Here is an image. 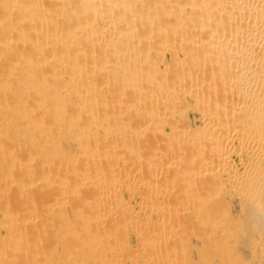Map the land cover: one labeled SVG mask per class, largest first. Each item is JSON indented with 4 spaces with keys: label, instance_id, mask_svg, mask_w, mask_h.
<instances>
[{
    "label": "rangeland",
    "instance_id": "1",
    "mask_svg": "<svg viewBox=\"0 0 264 264\" xmlns=\"http://www.w3.org/2000/svg\"><path fill=\"white\" fill-rule=\"evenodd\" d=\"M6 1L7 0H5V1L4 0H0V8H1L0 13L3 16L5 14V17H7V18L2 17V15L0 14V18L1 17L4 18V19L1 18L0 20H4V21L6 20L7 22L6 21L5 22H6V25H8V26L6 28L4 21H3L4 22L3 23L4 25L2 24V22L0 24H2L3 26H5V27L2 26L3 28H6V29L11 28L10 30H13V29L18 30V29H20L19 27L22 26V28H21L22 32L24 33L27 30V32H28L27 36L28 35L30 36V37H27V38H30L31 39V36H32V39H31L32 41L29 39V41H28L29 43H27V41L25 40L26 41V43H25L24 42V37H22V35H24V34L26 35L27 32H25L24 34H22V33L19 34V32H18L19 30L17 31V35L16 36L20 35L22 40H20V36L18 37V39L20 41H23L22 43L25 44V45H23L22 43H21V45L19 44L18 46L14 45V43L16 41H19V40L16 39L14 41V40L11 39L12 34H11V31L10 30H5V36L6 35L7 36L9 35L8 36L9 38L7 36L6 37L4 36L3 37L4 40L6 38H8V39H6L5 41L3 40V42L0 41V43L2 44L1 46L3 47L2 48L3 50L6 49L4 47L9 42L7 44V47H9V50L8 51L4 50L6 53H9L7 55V58L8 59H6V57H5V52L3 53L1 51L2 49L0 50V54H1L0 60L2 62V63L0 62V64H2V65H0V72H1L0 75H2V74H5L6 75L7 74V71L9 70L8 71V74L6 75V78H4V79H8L9 77H10L9 80H11L12 77L14 79V80L12 79L13 81L11 80L12 84L9 85V86H6L10 82L9 80H6L8 82L7 84H5V82H3L4 85H3V83L2 84L0 83L1 84L0 85V159H1V161H0V186L3 187V188L0 187V191H1L0 192V264H114V263H117V264L120 263L121 264V262L123 260H124V262L122 264H145L146 262L148 264H166V263L167 264H264V232H263L264 230H263L262 225L259 224L254 219L253 215L250 216L252 214V210H251V208L249 206V203H247L249 201L247 200L248 199L247 198V192H245V190L246 189L248 190V187L250 186V179H249V177H252V176L257 175V170L256 169H258V171H259L258 174H260L261 177L263 176L262 179H264V167H263L264 161L262 159L258 158L257 156L252 155V152H251L252 148L251 149L249 148L248 151L246 149H240L239 150V146H237V143H234L232 145L233 147L235 146L236 149L234 148V151L236 153H238V154L236 155V153H234V152L231 154V158L232 159L230 160V165H229L230 167L229 166L228 167H229V170L230 169L232 170V172L230 170L231 173H229V176H226L225 177V175H222V177H220L218 179L219 180L218 182H221V180H222V182L224 181L223 184L226 182L224 184V186H220V184L217 182V180H213L211 178L213 180L212 181L210 179V177L209 178L207 177L208 178L207 184L204 183L205 184L204 185L203 182L207 180V178L205 177V179H203V181H201L202 180L201 179L200 180L201 182L200 183L198 182L199 185L200 184L201 185L203 184L204 187L203 186H199L198 184L196 186V182H194L195 183V185H194V183H192L193 181L189 180V182H188L189 184L188 183L187 184L188 185L192 184V185H190V187H192V188L195 187V190L196 191H194V189L191 190V188L186 184V180H184V178L181 177V175H182L183 172H185V173L188 172V169L187 168H186L187 169L186 170L185 167H182L185 162H187L185 164H188V158L186 159L184 157L185 158L184 159L182 157L183 159H182L181 162H184V163H180L179 162V164L177 166H181L180 168L181 169L183 168L184 170L179 169L180 170V172H179L178 171V167H175L176 165H174V164H175V162H177V161L180 160V157L181 156L179 157V155H176V154L173 153L175 156L174 155H171L172 158L171 157L169 158L170 160L172 159L171 160L172 161L171 166L168 164L167 169L165 170L166 173L164 172L165 177L167 178V180L170 178L169 180L173 183L171 185L172 188H170V190L164 188L165 190L163 189L162 192L160 191L161 192V194H160L161 197L160 198L158 197L159 199L156 198V200H157V201L155 200L156 202L154 201V197H153L154 196L153 195V192H152L153 191V188H152V191H150L151 189H148L149 186L151 187L152 184L159 185L160 183H163L161 179H157L158 180L157 181L155 178H150L152 175L151 176L148 175L147 165H144V164L147 163L146 160H144V164H143V159H146L145 156L148 155V153H150L153 149H155V152H157L156 151V148H157V150H159L158 152L161 151L160 153H164V151H165V153H167V154L170 155V154H172V150L176 146L174 144H177L178 147L180 146L179 145V142H180L179 140L181 138H183V139H181L183 141V143L181 141L180 144H181V146H185L188 143L187 141L191 142L188 139L190 137L189 134H191V136H192V133H193L194 137H196L198 140H200L198 138V136L201 135L200 138H204L207 135V133H208V129H206L204 127V120H203V118L201 116L202 114L199 111L201 109V107H200V109H199V107H196L199 104V102L197 103V101L193 97H189L191 95H186V96H182L181 95L182 97L180 96L181 98H178L180 100L174 99L178 103H181L182 104V105L180 104L181 106L178 105V104H176L177 105L176 106L175 103H177V102L174 101V100L171 101V102L169 100H167L166 101L167 104L164 102V105H162L160 107L158 106L159 108H162L161 110L158 109V107H156V106H155L156 109L155 108L152 109L153 112L154 111L155 112L157 111L154 115H157V113H162L163 111H165V112L167 111V114L169 116V119H171V120L169 122H165V125L166 126L163 124V122H162V124H160V123L158 124V122H157L158 126H157V124L154 125L156 121H155L154 118H152V117H154L152 115H145L146 117H142V118L141 117H137L136 112L133 111V109H131L132 111L129 109L130 106L131 107H133L132 105L135 106V104L137 103V100H138L137 105H140V104L141 105H144L143 104L144 101L141 100L142 98L137 97L136 94L134 92L131 93L132 90H130V88H131V86L133 84H137V82H135V80L133 82H130L131 80H133L132 77H133L134 74L136 75L140 71L141 74H143L145 77H147L149 75V73H150V76L153 75V77H155V78L157 76L156 79L158 80V75H156V74H160L162 72L163 74L161 73V75H159V76H162V77L161 78L159 77L160 80H159V82L157 84V85L160 84L159 86L162 87L163 86V83L166 81V79L169 80V76H171L168 72L172 73V70L174 69V68H172L173 67V61H174V64H175L174 66L175 67H179L178 63H180L179 69L182 66H184V63H185V61L183 59V55L181 53L177 55L178 58L177 57L175 58L176 59V62H178V59L180 61V62L177 63V65H176L175 59H173L171 57V54H169V53H171L172 50L176 49V48H174V47H176L175 45H173L171 47H168L167 50L165 48L163 50L162 49L163 47L161 49L158 48V49H160L158 51V49L156 50V47H159L161 44L159 45L156 42H157V40L160 42V39L163 41V39L161 38V36L159 37L160 39L159 38L157 39L158 36H155L156 39H157L155 41H153L154 39H152L154 35L152 37H150L151 40H150V38L147 39V37L145 36V32L146 31H144L143 29H147V28L152 29L157 24L158 25H161L162 24L163 26H165L164 23L167 22V20H166V22H164L165 21L164 20L165 19L164 17L159 18L160 17V14L158 16H153V14H152V17H156L157 18V19L155 18L156 20L151 17V14L150 13L152 11L149 10L148 7H145V6H147V4L145 5V3L148 0L145 1V3H143L142 0H137V2H136V0H127L128 2L126 0H120V1L119 0H109V1L108 0H97V1H101V3H103V4L104 3L105 4H108V5L109 4H112L113 5L112 9L115 6L117 7V9H115L116 7L114 9L118 13L111 12L112 13L111 15L113 17H114V14L118 15L121 12V16L124 17L125 20H123L124 18H122L120 15H119V17L117 16V18L119 19L121 17L120 19L122 20V23L124 25H125L126 22H128L130 24L129 25V28L131 27L132 29L131 28L130 29L129 28H126V27H128L127 25H125V28H126L125 29L124 28V25L121 24L123 26V28L121 26L120 27L123 30L121 28L119 29V27H117L118 28V31L121 30L122 32L120 31V33H122V35H129V36H131V34L134 32L133 33L134 35L132 34L133 36H131V38L134 39L136 42H137V40H139L137 43L136 42L135 43L133 42L134 43V47L136 46L135 48L133 47V43L132 42L129 45H126V44H123V43H119L120 45L118 44L119 46L117 47L115 45V43H114L115 40L110 39L108 41L110 35L109 36H106L107 35L106 32H102V35L103 36H102V39H101L102 41L101 42H100V40H95L94 41L93 39H91V37L89 38V35L87 36V34H89V32H93V31L91 30V31L88 32V30L94 29V28H95V30H100V29L103 30L102 28H104L105 26L100 25V22H98V21H94L93 23H91L90 21H88L90 23H87L85 21L86 23L83 24L82 23V20H84L86 18V14L85 13H87V12H84V14H85V16L83 17L84 19L82 18V20H81V18L79 17V20H81L80 24L82 23V25L84 26L83 27L82 25H80V26H82L81 29H83V28L86 29L87 28L88 30L87 29L86 30H87L88 33L87 32L84 33L83 32L84 29L82 31L80 29V27L77 26V25H79V22H78L79 20L77 18H75V17H77V16L80 15L79 11H81V9L82 10L85 9L83 11H88L87 15H89L90 14V11H91L92 12V15H89L91 17L92 16H97L96 14H98L99 10L101 12V13L99 12V15L100 14H103L102 11H103L104 7H106V5L101 4V5L104 6V7H102L101 5L95 4V2H96L95 0H94L95 2L94 1L91 2V0H90L91 3H89V4H88V0L87 1L86 0H82L83 1V5L80 3L81 6L78 4L79 2H82L81 0H75V2H74V0L73 1L71 0V3L70 4H72V2L75 3L74 4L75 7L72 5V7H69L70 10H69V8H67L68 6H70L69 2L67 3L68 6L66 4H64L66 2V0H64V3L63 2L56 3L59 6L54 3L55 2L54 0L53 1L52 0H48V1L47 0H40V1L39 0H12V2H10L11 0H8L9 1L8 3H6ZM27 1L29 3L32 2L31 5ZM56 1H60V0H56ZM106 1H108V3H106ZM111 1H112V3H111ZM140 1H142V2L140 3ZM180 1L182 2L184 0H180ZM125 2H126V4H125ZM133 2L135 4L137 3L136 6H135V4ZM9 3H11V5ZM62 3L65 5V6L63 5L64 7L62 5H60ZM85 3L87 5H85ZM98 3H100V2H98ZM4 4H5V7H4ZM77 4L80 6L79 8H81V7L82 8L81 9H77L76 8V7H78ZM90 4L91 5H94V6H91ZM132 4H134V5H132ZM159 4H160V2L155 5V8L157 7V5H158V8H159V6H160ZM108 5H107V8H108ZM123 5L125 7H127V8H125ZM9 6L11 8H9ZM30 6H32V7H30ZM37 6H39V8ZM60 6L62 7V10L59 8ZM96 6H99L102 9H98ZM140 6H141V8H140ZM19 7H20V9H19ZM42 7H44V9ZM142 7H143V9H142ZM35 8L37 9V12H36ZM49 8H50V10H49ZM7 9H8V12H7ZM15 9H16V11H15ZM23 9H25L26 11H28L29 9H30L29 11H31L32 9H34L35 10V11L33 10V13L35 12V14H33L34 16L33 15H32V17L30 16V14L32 13V11H31V13L28 12L30 14H27L26 11L23 10ZM51 9H52V11H54L53 13H52ZM94 9L96 10V12L93 11ZM45 10L48 13H51V14L48 15V13H45L46 12ZM72 10L73 11H76V12L78 11L79 15H78V13H75L74 12L75 14L73 13V16L74 15H76V16L73 17L72 15H70V18H69V15L67 14V12L70 13ZM97 10H98V12H97ZM115 10H114V12H115ZM139 11H140V13H138V15L140 14L139 15L140 17L138 15L137 16L134 15V14H136ZM39 12L40 13H44L45 15L47 14L46 17H42L43 16L42 14L39 15ZM58 13H60L61 15L58 14ZM82 13L83 12H81V14ZM144 13H145V16H144ZM6 14H8V15H6ZM21 14L22 15L23 14H26V16H28V18L31 19V21L27 23V21H29L28 18L26 16L24 17V15L22 16ZM36 14H37V16H36ZM123 14H124V16H123ZM127 14H128V16H127ZM129 14H130V16H129ZM186 14L188 15L189 18L186 17L187 16ZM58 15H60L61 18ZM39 16H40V18H39ZM47 16L50 19H53V20L52 21L49 20V18ZM131 16H132L133 19L134 18L135 19L137 18L138 20H140V22L138 20L137 21L139 23H137V21H135V20H133V22H131L132 21V18H130ZM185 17L188 18V20H190V17L191 16H190V11L188 9H187V12L185 13ZM35 18H36V20H35ZM128 18H130L131 21H129ZM150 18H152V19L150 20ZM162 18H163V22H160V19H162ZM24 19H26V20H24ZM72 19H73V21L71 22ZM142 19L143 20L145 19L144 20L145 22L144 21L141 22ZM22 20L25 21V22H23ZM39 20H43V22L42 21H39ZM86 20H88V16H87V19ZM89 20H90V18H89ZM46 21L49 23L48 25H50L51 23H54V22L56 24V22H57L56 27L58 26L57 32H59V33L56 32V35H54L53 34L54 31L52 30V32H53L52 34L58 39L59 42L57 41V39L55 37H51V35H52L51 33L48 34V39L50 38L53 41V38H54V40L56 39L55 41H57V42H55V41L54 42L56 44L57 43H59V44L56 45L53 42L54 44L52 43V47H50L51 44H49V41H50V39H49V41H48V44L50 45L49 48H46V47H48V46H46L48 44H45V46H46L45 48H44V45H43V48L41 46L37 45V46H39L38 48L40 50V54H39L38 48H37V51L38 52L35 50V47H37V46H35V47L33 46L32 49H30L31 46H29V45H31V43L34 41L33 40L34 38H35V40H41V39H43L42 36L45 39L47 38V36L43 35L40 32V30L38 31L40 33H37V31H36V29L40 28V27H38L40 25L38 23L41 22V24L43 25V23H45ZM50 21H51V23H50ZM69 21L71 22V24H69L70 23ZM19 22H21V24ZM31 22H33V23H31ZM67 22H68L69 26H68V24H66ZM95 22H98L99 24L98 23L95 24ZM29 23H30V26H32V29H29V27H30L29 26ZM35 23H37V25H36L37 28L34 29V27H35L34 24ZM72 23H75L76 26L78 27L77 28L78 31H81L80 33H82V34H78V32H76L77 34H75V36L76 35L79 36V37L77 36V39L78 40H79L80 36L83 37V39H84L83 41L84 42H82L81 39L79 41L77 39H74V38H76V37H74V34L72 36V33H75V31L72 32L71 29L74 28V30H77L74 27L75 24H72ZM128 23H126V24H128ZM143 23H144V26H143ZM9 24H10V26H9ZM15 24L18 25V26H16ZM90 24H91V26H90ZM131 24H133V26ZM166 24L169 25L170 22L168 21V23H166ZM12 25L16 26L18 29L16 27H13ZM19 25H21V26H19ZM86 25H87V27H86ZM134 25H136V26H134ZM162 25H161V27H162ZM0 27H1V25H0ZM53 27H55V26H53ZM53 27L51 29H54L55 30V28H53ZM89 27H91V28H89ZM98 27L100 29H98ZM3 28H0V29L2 30ZM23 28H25V31H23L24 30ZM136 28H138V29H136ZM32 30L35 31L34 34H33L34 31L31 32ZM129 30H131V31H129ZM136 30L139 33L136 32ZM66 31L68 32V34L70 32L71 35L70 34L67 35V32ZM116 32H117V30H116ZM6 33H8V34H6ZM135 34H137V35H135ZM138 34H140V37L138 36ZM2 35H4V34H2ZM39 35H40V38L38 37ZM83 35H85V36H83ZM16 36L13 35L12 37L17 38ZM36 36L39 39L36 38ZM70 36H72V39H74L76 41V43H78V44H74L73 45V43H72V46H71L70 41L73 42L74 40L72 41V39H71ZM135 36H137V38H138L137 40H136V37ZM105 37H107L108 39H105ZM27 38H25V39H27ZM85 38L86 39L88 38L89 40L88 39L86 40ZM69 39H71V40H69ZM0 40H2V36L1 35H0ZM52 41H50V43ZM110 41H112V42H110ZM19 42L15 43V44H18ZM106 42L112 44V47L113 48L110 46V44L108 45V43H107V45L112 48L111 49L112 52H110L111 50L109 51L110 48L106 45ZM153 42H155L156 45H159V46L153 45L152 44ZM10 43L11 44L13 43V45H12L13 51L14 50H18V51L13 52L12 51V48L10 47L11 46ZM85 43H86V45H85ZM87 43H88V46H87ZM113 43H114V45H113ZM9 44H10V46H9ZM27 46H29L30 48L27 47ZM74 46H76L78 49H80V51L77 48L76 49L75 48H72ZM104 46L105 47L106 46L108 47V51L110 53L106 50L108 52V54H106L107 52H105V49H103V48H105ZM114 46H116V47H114ZM147 46H149V47H147ZM84 47L85 48H89V49H85ZM100 47H102V49ZM40 48H42V49H40ZM118 48L120 50H125L127 48H128L127 50H130L129 48H131V50H133V51L135 50L136 51V53H137L136 55L137 56L135 55V52H133L132 60H128V59L125 60L124 59L126 62H128V66H130V68L128 66L125 67V63L126 62L120 59L121 58V54H120V56L117 55L119 53L118 51H120V50H118ZM170 48L172 50H169ZM10 49H11L12 52L10 51ZM44 49L46 50V52L44 51ZM72 49L75 50V51H72ZM82 49H84L83 52H82ZM113 49L114 50H117L118 53L116 51H115V53H113ZM76 50H78V52ZM145 50H147L145 52V55H144L146 58H143L144 57L143 54H144V51ZM168 50L170 52H168ZM41 51H43L46 54H48V52L49 53L51 52L52 54L53 53H56V55L54 54L55 56L53 57V55L50 54L51 57H53V58H51L50 55L49 56H47V55L45 56L43 52L41 53ZM89 51H91V52H89ZM100 51H102V52H100ZM29 52L30 53L33 52V53L30 54ZM88 52H89V54H88ZM68 53H70L71 55L70 54L68 55ZM76 53H78V54H76ZM99 53L104 54V56H103L104 58L101 56L102 54L99 55ZM112 53H113V55H112ZM60 54H61V56H60ZM79 54H81L80 55L81 57H83L86 54L85 56L87 58L84 56L83 59H85V60L82 59L81 61H79ZM105 54L108 57H110V56L111 57H115V59L114 58L113 59L112 58H109V60L111 61V63H114L115 60H116L118 62H115V63L119 64V62L121 61L120 64H119V66L122 67V68L120 69V67L117 65L119 67V68L117 67V69H119L120 71L122 70L121 72H119V70H117V69H116L117 72H115V70L114 71L111 70V68H110V64L111 63H108V62H110L109 60L106 61L108 57L105 56ZM156 54H158V55H156ZM74 55H75L76 58L74 57ZM3 56L5 57V60H3V58H4ZM57 56H59V57H57ZM68 56L70 58H73V59L75 58L76 60L78 59V63L79 64L77 63L76 60H75L76 63H73L75 61H72L71 62V64H73V66H74V64L77 65L76 66V68H77V73L76 74L79 77L75 73H73V75H76L78 77V82L80 80H82L80 82H85L87 84L90 83L89 86L90 85H94V83H95V85L97 87H100L101 84H103V82L104 83L105 82L107 83V81H109V84L110 85L112 84V86L109 85L110 87L113 88V89L110 88L111 91H109V92L107 91V93L106 92L105 93L104 92H98L99 94L101 93L100 94L101 96L99 95V98H97V99L99 101V99L101 98L100 100L102 101L101 102V104H103L102 106H101V104H98L100 101L99 102L97 101V104H95L96 102H94L93 105L92 104H89V105L94 106V107H93V109L90 107L92 109L91 110V113H90V111H88V112H89L91 118L89 116L88 117H89V121L90 122L93 121V122H91V123H93V125H95L98 122L95 125L96 127H98L97 128L98 129L97 131H99V126L98 125H100V131H101V129H103L104 126L107 127L109 125H111V126L115 125L116 128L117 127L118 128L120 127L119 129L117 128V131L118 130L120 131V132L118 131L119 134L118 133H114V132H116L114 130V132H113L114 135L112 134V135H109V136L108 135L105 136V135H102V132L99 133L97 131H92L90 129L88 130V126L86 127L85 124L88 125L89 124L88 123L89 121H87V123L86 122H83L84 124L79 123V122L78 123L77 122L75 123V120H74L75 117L72 118V116H73L72 114H74V112L76 113L77 108L79 110H83V112H84L87 109L85 106L86 105L88 106V103L93 102L92 99H94V98L90 97L89 98L90 100H89V99H87V97L82 96V94H80V93L78 94V92H80L78 90H80L83 86L84 87L82 89L87 88L88 85L85 84V85L81 86L82 84L80 85V83H77V82H74V81H73L74 83L72 82L73 79H71L70 75H68L67 70L71 74H72V71L73 72H76V71L73 70L75 68L70 67L69 61L71 59L68 60ZM90 56H93V57L90 58ZM163 56H165V59L164 60L166 61V63H168V67H169L170 64H171L170 66H172V67H169L167 69L168 72H167V70L164 71V69L167 67V65L165 64V61L161 60V59H163L162 58ZM63 57H65L68 62ZM96 57H97V59H96ZM56 58L57 59L59 58V60H63V61H61V63H60V61H58ZM43 59H44V61H43ZM48 59H49V62H46ZM86 59H89L90 61L93 60L92 61L93 64H95L94 61H96V62L97 61H99V62L100 61H103V65L106 63L105 66L106 67L109 66V74L106 76L105 74H107L108 72H105V73H103V76H102V72H99V74H98V72L94 71V72L97 73V76H96V73L94 75V72L91 70V67H90L92 65L90 63H88L90 61H88ZM119 59H120V61H119ZM170 59H172L171 60L172 63L170 62ZM28 60H32L33 62L32 61H28ZM112 60H114V61H112ZM84 61H87V62H84ZM122 61L124 62V64H123ZM129 61H131V64L132 65L131 64L129 65ZM138 61L139 62L141 61V63H139ZM145 61H147V62H145ZM4 62H6V63H4ZM24 62L25 63L28 62V64L27 63L25 64ZM39 62H41L43 64H41V63L39 64ZM65 62L68 64V66H66L67 64L64 65ZM80 62L88 63V64H90V66L88 64H86V65L85 64L80 65ZM99 62H98V65H100V64L102 65V63L101 62L99 63ZM137 62H138V65H137ZM15 63L16 64H19V66L22 65L21 67H19L20 69H17L18 68L17 67L18 65L14 66ZM45 63L46 64H50V65H47L46 66L47 68L49 67L48 69L45 67V65H46ZM30 64H31V66L32 65L33 66L30 67ZM107 64H108V66H107ZM39 65H40V68H39ZM87 65H88V67H90L91 72H90L89 68L87 67ZM126 65H127V63H126ZM148 65H149V67H147ZM7 66H9V68H7ZM60 66L62 68H60ZM63 66H64V68H63ZM81 66H83L84 69L87 68V70L82 69ZM136 66H137V69H136ZM12 67H14V69L16 67L17 68H16L15 71H13V68ZM36 67H37V69H36ZM58 67L61 70H59ZM67 67H69V68H67ZM97 67H99V66H97ZM144 67H145V69H144ZM190 67L188 69L189 70L188 72H192L193 71V67L192 66H190ZM170 68H171V70H170ZM64 69H65V71H64ZM124 69H125V71H124ZM179 69H178V71H179ZM81 70H83V71H81ZM132 70H133V72H132ZM136 70H138V71L136 72ZM10 71H12V72H10ZM60 71H63V74L61 72L62 76H60L61 74H57L58 72L60 73ZM81 72H83V74H81ZM147 72H149L148 75H147ZM164 72H166L165 74H168L167 75L168 78H165L164 77ZM174 72L176 74V72H177L176 68H175ZM174 72H173V74H174ZM10 73H12L13 76L10 75ZM151 73H153V74H151ZM38 74L40 75V77L41 76L44 77V78L41 77L43 79L40 78L41 79L40 80L41 82L45 81V82L50 83V82L53 81V83L57 84V86H55V88H54L53 87V83L50 84V85H48L47 83L45 84V82H43L41 84L40 81H39V79H38L39 76H37ZM84 74H85V76H83V77L86 78V79H83L82 78V75H84ZM115 74H116V77L117 78L116 77L115 78L113 77V76H115ZM5 75H3V76L5 77ZM8 75H9V77L7 78ZM46 75L48 77H50V78H48ZM54 75H56L55 76L56 79H53L52 80L51 78H54ZM87 75L90 76L89 78H91L92 76H94V77H92V80H94V82L92 80L88 79V76ZM45 76L47 78H45ZM34 78H36L35 81H33ZM68 78H70L71 80L68 79ZM4 79H3V81H4ZM1 80H0V82H1ZM162 80H164L163 83H162ZM128 82L130 83V85H128L129 84ZM113 83L115 85H113ZM131 83H132V85H131ZM139 83L143 84L144 83V80L140 81ZM44 84H45V86H43ZM67 84H69V85H67ZM141 84H139V85H141ZM65 85H67V86H65ZM78 85H80L81 87L80 88L77 87ZM61 86L64 88V90H63V88ZM58 87H59L60 90H58ZM8 88H9V90H7ZM1 89H2L3 92L1 91ZM75 89L78 92L75 91ZM90 90L94 91L93 89H90ZM61 91H62V93H61ZM57 92L60 93L59 94L60 96L58 95ZM65 92H66V94H64ZM118 93H119V95H118ZM80 95L84 99L86 98L85 99L86 105L84 103V99L83 98L81 99V96ZM112 96H114V97H112ZM118 96L119 97H122L123 96V99H124L125 102H121V101H123L121 98H120L121 101H119L120 99L118 100V98L116 99V97H118ZM126 96L128 98H126ZM62 98L64 100L65 99L66 100L64 101V100H62ZM125 98L128 99V101ZM182 99H183V102H182ZM88 100H89V102H88ZM117 100L120 103H118ZM184 100H185L186 104H183V103H185ZM54 102H55V104L53 105ZM66 102H67V104H66ZM130 102H131V104H130ZM72 103H73V105H72ZM83 103H84V105H83ZM132 103H134V104H132ZM146 103L148 104V102H146ZM171 103L173 104V106H172ZM194 103L197 104V105H195ZM62 105H65V106L68 105L69 106V109L66 108L68 106H66V107L64 106L66 110L64 109V107H62L64 109V110L62 109L63 111L60 110V109H58ZM81 105H83V106L81 107ZM99 105H100V107H99ZM126 105L128 106V109H126L127 108ZM53 106H54V108H55V106H57V108H55V111H56L55 113H52L53 111H50V110H52L51 108ZM72 106H75L74 107L76 109L75 111H74V109H72V110L70 109ZM163 106H166V108L165 107L163 108ZM171 106L174 107V110H173V108ZM163 109H165V110H163ZM96 110H99V111L96 112ZM49 111L51 112L50 113V116L52 114H54V115L57 114V113H60V114H57V116L55 115V117H54V115H52L51 116L52 118H51L48 115L49 114ZM130 111L132 113H130ZM177 111H179V112H177ZM106 113H108L109 115L106 114ZM116 113L117 114L119 113V114L117 115ZM61 114H62V116H61ZM70 114H71V116H69ZM63 115L69 116L68 118H70V120L66 119L67 117L66 116H63ZM96 115H97V117H96ZM116 116H118V118H116ZM148 116H149V118L151 117L152 120L148 119ZM119 117L122 118V121H121V118L119 120ZM172 117L175 118V119L172 120ZM49 118H51V119H49ZM55 118H57L56 119L57 121L54 120L55 122H53L52 119H55ZM63 118L65 119L64 122H66V120H68V126H69L70 129H71V126L69 125V122L74 127L77 126L79 129L82 130L81 131V130H79L77 128V133H80V134H78L79 136L78 135L77 136L79 138H81L82 140L81 139H78V137L76 138V135H74V134H76V132L75 131H72V129L75 130V128H73V126H72V129L71 130H68V128H67L68 126L65 128V126L67 125V123H65L66 125L63 126L64 122L61 121V120H64ZM140 118H141V120H140ZM48 119H49V121H48ZM58 119L59 120L61 119L60 120L61 122L60 121L58 122ZM138 119H139V121H138ZM146 119L148 120L147 123L145 122ZM180 119H182V122H184V123H180L181 122ZM73 120H74V123H73ZM126 120L128 121V123H127ZM176 120L177 121H180L179 122L180 124H185V126H187L189 128V132H188L189 133L188 134L189 137H187L185 135H180L181 133L180 134L179 133H176V135L178 134L177 135L178 137L176 139V137H175L176 135L172 132V131H174V127L176 126V124L178 125V126H176V129L179 127V124L177 123ZM183 120H185V121H183ZM95 121H97V122L95 123ZM120 121L122 122L121 123L122 125L121 124L120 125H117V124H119L118 122H120ZM132 121H134V122H132ZM150 121L151 122L153 121L152 122L153 124L151 123L153 125V127H151L152 125L150 126V124H149ZM99 122H101V123H99ZM53 123H55V124H53ZM102 124H103V126H102ZM132 124H133V127H132ZM142 124H146V125L149 124V125L146 126V125H142ZM170 125H171V127H169ZM101 126H102V128H101ZM148 126H150L152 130ZM130 127H132V128H130ZM147 127L149 128V131L147 130L148 129ZM85 128H86V130H85ZM170 128H172V129H170ZM181 128H182V126H181ZM183 128H184V125H183ZM188 128H186V129L188 130ZM153 129L155 130V132H154ZM179 129H180V127H179ZM135 130H136V132H137V130L139 132H141V135L143 136V137L141 136V138L139 139L141 141L137 140V142L135 141L136 143H134V140H133L134 139V136H133V133H132ZM150 130L153 131L152 133H153V135L155 134L154 135L155 137L154 136L152 137V133L150 132ZM191 130H195V131L192 132ZM206 130H207V133H206ZM79 131H81V132H79ZM83 131H85V133H89V134H87V136L89 135L88 138L86 136L87 139L85 138V134H84ZM86 131H88V132H86ZM146 131L149 133V137H147L148 135H146V134H148V133H146ZM162 131H164V132H162ZM170 131L172 132V134H174V135H171L172 138H170L171 136L168 138L169 133L171 134ZM129 132L132 134L133 139H130L132 136H131V134ZM144 132L146 134L143 135ZM125 133L126 134L128 133V134L125 135ZM164 133H166V134H164ZM198 133L200 135H198ZM205 133H206V135H205ZM121 134H123V135H121ZM159 134L160 135L162 134L163 136L167 135V136H165V137H167V138H165L166 139V142L163 145H166L167 144V147L168 148L161 145V143H164L163 141L165 139H164V137H162V135L159 136ZM82 135H84V136H82ZM115 135H118V136L121 135V138L124 137L123 138V139H125V141L123 140L124 143H123V141H121L122 139L121 140L120 139H117V136H115ZM129 135L131 136L130 138H129ZM125 136H126V138H125ZM107 137H108V139H106ZM159 137H161V138H159ZM115 138L118 141L117 140L114 141L117 144L116 145L117 148L114 151V150H112V148L109 147V144ZM88 139H90L89 140V143H86V141ZM111 139H112V141H111ZM126 139H128V140H126ZM170 139L172 141H174V144H171V142H167ZM186 139H188V140H186ZM109 141H110V143H108ZM126 141H130L131 144H127L128 142L125 143ZM80 142H82V143L84 142V143L82 144ZM184 143H186V144L184 145ZM85 144H87L88 146L90 144H91L90 146H94V145L95 146H100L101 149H100V147H97V148H95V151L97 150V152H98V148H99V152H102V153H100V154L98 153V154L100 156L103 155L102 156L103 158H105V155H109L110 154V155L113 156V155L117 154V151L118 150H120V151H118L119 157H122L123 153H125L124 155H126L127 158H128V155H129V157L133 156V158L132 157L131 158H128L129 161H127L128 160L127 158L125 159L126 156L125 157H122L123 158L122 160L125 159V163H123V164L120 163L121 165L118 164L117 167L120 165V167H122V168H124L126 170L128 169L129 171L133 169L132 171L134 172V171H136V170L139 169L137 166H135V163H136V165H139V164H140V166L142 165L141 167L140 166L139 167L141 169L142 168L143 169H146V172L147 173L144 172L145 170L144 171L142 170V172H140L141 170L140 171H136V172H138L139 174L142 173L140 175H141V177L143 179H148V183H147V180H145L147 184H150V182H151L150 180H152L151 185L142 184V183H145V181H143V182L140 181L141 183L140 182L139 183H135V185L132 184L131 186L126 185V187H125V185H122L119 189H116V191H115L116 193L113 194V195L112 194H107L105 192L104 193H100V191L101 192L103 191V190H101V188L99 190H94L93 189L94 191L92 189H90L92 187H89V186H87V187L86 186H82V187L77 188L76 187L77 183H75V182H78L77 180H79L83 176L82 175L83 173L81 174L80 168L82 169L83 166H85V165L86 166L89 165V167L93 166V164L95 162L94 161L95 159H96V162H98V164L99 163H102L103 165H105L104 159L102 157H100L96 152H95L94 155H91V156H89L88 154L86 155V151L84 152V145ZM82 145H83V147H82ZM87 145H85V146H87ZM169 145H174V147L173 146L171 147ZM188 145H189V143L185 147H183V148L188 147ZM190 146H191V143H190ZM190 146L188 148H190V150L192 151L193 150L192 149L193 145L191 147ZM121 147L124 150H122ZM233 147H232V150H233ZM237 147H238V152H237ZM180 148H182V147H180ZM106 149H108V150L110 149L111 151L109 150V152H108V151H106ZM104 150H105L106 153L104 152ZM113 152H114V154H113ZM107 153H109V154H107ZM9 154L10 155H13V157H11V159L13 161L10 160L8 157H7L8 159H6V155H9ZM84 154L86 156H84ZM118 155H115V156H118ZM15 156H16V158H15ZM92 156L95 157V158L93 159ZM88 157H91L94 162L91 161V160H89L91 158L87 159ZM137 157L140 158L139 159L140 161L139 160L137 161ZM239 157H240V160H238ZM64 158H66V160ZM192 158H195V157H190L189 159H192ZM250 158H252L251 161H250ZM98 159H99V161L100 160L102 161V159H103V162L97 161ZM253 159H254V161H253ZM7 160L9 162L12 161L13 163H11V164L9 162L5 163ZM15 160H17V161H15ZM61 160H62V162H61ZM63 160H64V162H63ZM67 160H69V161H67ZM85 160H87V161H85ZM173 160H174V162H173ZM14 161H15V164H14ZM49 161H50V163H49ZM135 161H137V162H135ZM16 162H18V163H16ZM40 162H41V164H40V167H39V163ZM74 162H75V165H74ZM133 162H134V164H133ZM42 163H43V165H42ZM82 163H84V164H82ZM106 163H107V161H106ZM3 164H4V166H3ZM17 164L18 165L21 164V166L24 169H26V170H24L22 168L23 171L22 172L19 171L21 169V166L19 167ZM54 164L57 167H54L53 166ZM59 164H60V166H59ZM98 164L95 163L94 165L96 166ZM103 165H101V167L98 165L100 167V168H98L99 171H100V173H103V174L98 173L99 175L96 174V177L95 176H91V177L89 176V178H88V176H86L83 179L86 182L88 181V179H90L89 182H91V181H94L95 182L96 180H94V179H97L98 178L97 176H99V177L103 176V177L106 178L107 177L106 175H108V177H109V173L106 172V170H110L111 171L112 169H110V166H112V165H110V164H108V166H106V165L103 166ZM132 165L135 166L136 168L133 167ZM173 165H174V168L176 170V173L178 171L181 174L180 176H179L178 173L176 175L175 170H172L173 169V167H172ZM51 166L54 167L55 169L52 168ZM86 166H85V168H87ZM185 166H188V165H185ZM258 166H260V167H258ZM44 167H45V169H44ZM70 167H71V171L69 170ZM76 167L78 169H74ZM108 167H109V169H108ZM248 167L249 168L251 167V169H250L251 170V176H249L250 170H249ZM252 167H253V169H252ZM255 167H256V169H255ZM31 168L32 169H36V172L34 170L35 173L32 172L33 175L30 174L31 175V177H30L28 170L31 169ZM41 168L43 169L42 171H41ZM113 168H114V166H113ZM169 168H172V169H170L168 171ZM50 169H51V171H49ZM53 169H54V171H53ZM260 169L263 170V171H261ZM191 170H189V171L192 172L193 170L192 171ZM30 171H33V170H30ZM77 171H78V173H77ZM79 171H80V173H79ZM246 171H247V173L245 174ZM39 172H41V173H39ZM55 172H56L57 175H55ZM143 172H144V174H143ZM262 172H263V174H262ZM63 173H65V174H63ZM252 173H254L255 175H253ZM52 174L55 175L56 177L54 176V178H53V175ZM71 174H74L75 176L74 175L72 176ZM79 174H81V177H79V179H78V176H80ZM243 174L245 176L248 175V177L247 176L246 177L243 176ZM61 176H63L65 179L63 177H61ZM66 176H67V178H66ZM69 176L70 177L72 176V179H70ZM177 176H178L180 182H179ZM231 176H233V177H231ZM76 177H77V179H76ZM93 177H95V178H93ZM230 177H231V179H230ZM238 177L241 178L239 181H238V179H239ZM242 177H244V178H242ZM57 178H59L60 180L62 178L63 179L61 181L62 183L64 182V180L65 181H68L69 183L67 182L66 184L63 185L62 183H60L59 179H57ZM222 178L223 179L225 178V179L223 180ZM227 178H228V180H227ZM56 179H57V181H56ZM72 180H73V184H72ZM247 180H249V182ZM10 181L13 182V183H11V186H12L11 189L4 190L5 189V187H4L5 185L4 184H7ZM28 181L29 182H33L35 185H37V187H36L37 189L36 190L33 189V190H35L34 192H33V190L32 191H27L28 189L23 188L24 185ZM106 181L108 182V180H106ZM94 182H91V183L94 184ZM174 182L181 183V184L176 183V184L180 185V186L177 185V187H179L180 190H181V188L183 189V192L184 193H182V191H181V193H182L181 194V198L178 197V196H180V194H178V192L180 193V190H178V188H176V185H175ZM222 182H221V184H222ZM184 183H185L186 186L183 185ZM87 184L89 185L90 183H87ZM39 185H41V186H39ZM206 185H208V186L209 185L210 186L212 185L209 188V193H211L213 196L216 195V193H217V196H214L213 197L210 194L207 195L208 194L207 193L208 191L206 189L208 188V186H207L206 189H204ZM216 185H217L218 188L222 187L221 188L222 190L218 189L216 187ZM161 186H163V185H161ZM152 187H153V185H152ZM197 187H200V188H203V189L199 190L200 189L199 188L197 190ZM146 188H147L148 191L147 190L145 191ZM216 188H217L218 191H216ZM171 189H172V191H171ZM176 189L178 190L177 192H176ZM243 189H245V190H243ZM117 190H119V191H117ZM219 193H221V194H219ZM71 194L72 195L74 194V196H78V195H80V196H78L76 198V197L72 196ZM151 194L153 195L152 196L153 200L151 198ZM187 194L188 195L190 194V195L188 196ZM108 195H109V197L111 196V198L114 197V196L115 197L112 198V201H111V198L107 197ZM116 195H118V196L116 197ZM183 195H185V196H183ZM191 195H192V197H191ZM93 196H94V199H97L99 201V202L97 201V203H98V204L96 203L97 205H99L102 202L105 206L107 205L108 208L110 207L111 209H113V210L110 209L111 211H113L115 213L117 212L115 214V216H114L116 218V220L114 219V217H111V218H108L109 219V220H107L108 222L104 220L103 223H102V221H100V223L98 222V224L96 223L97 226L96 227L93 226L95 228H93L92 225L87 226V230H86L84 228V227H86L85 225H88L89 222L92 223L91 220H92V218L94 216V212L92 211V209L90 207H88V206H90L89 200L92 199ZM199 196H200V198H199ZM205 196L206 197L209 196L211 198L208 199ZM184 197L186 198V201H185V198ZM188 197H190V198H188ZM204 198L208 202L205 201ZM177 199H183L184 201L182 200V204H183V202H185L184 203L185 205L184 204L183 205L180 204L181 201L180 200H177ZM199 199L200 200L204 199V202H203V200L200 202ZM17 200H18V202H17ZM84 200L85 201L87 200L88 202L84 203ZM113 200H115L116 202L113 201ZM212 200H214V201H212ZM262 200H264V197H263ZM118 201H119V203H118ZM177 201L178 202L180 201V202L178 203ZM187 201H190V202H187ZM193 201H194V203L196 202L195 205H194ZM197 201H198V204H197ZM212 202H214V203H212ZM105 203H107V204H105ZM114 203L117 204V205H113ZM187 203H189V204H187ZM93 204H94V201L91 202V206ZM177 204H180V205H177ZM190 204H191V206H190ZM200 204H201V206H200ZM209 204H214L215 207L213 205V207H214L213 208ZM27 205H29V206H27ZM181 206L185 208V211H184V208H182ZM189 207H190V209H188ZM207 208H209V209L212 208L213 209V210H211V211L209 210V211L213 215H217V216H215V217H217L216 219H215V217L212 214L211 215L209 214L210 216L208 215V211H207L208 209ZM205 211H206V213H205L206 215L204 214ZM213 211L214 212L216 211L215 212L216 214H214ZM181 212L184 213V215H182ZM190 212H191L192 216H194L193 217L194 218L193 219L194 221L191 220L192 218L191 219H188L187 218V217L191 216ZM201 213H203L204 215L202 216ZM179 215H181V217ZM186 215H187V217H186ZM200 215L203 218H201ZM211 216L214 217V218H212L213 220L210 219ZM248 216H249V219H248ZM15 217L17 218L16 220H15ZM19 218L21 220H19ZM111 219L114 220V222L113 221L111 222L110 221ZM125 219H127V220H125ZM130 219L131 220H134V221H131ZM117 220H119V221L117 222ZM17 221H19V222H17ZM166 221L169 224H171L173 222L172 223V226L175 227L174 231L176 232V230H177V233H178V235H175V236H178L179 238L176 239L174 237L175 238L174 239V238H172V236H171V238H169L170 236L169 237H166L165 236L166 238H164V240H162L163 238L161 237L162 239L160 238L161 240L159 239L158 240L159 242L158 241H157L158 243L156 242L157 245L155 243L152 244V242H150V240H151V238L153 236L151 237L150 233H148V230L151 233H152V231L156 232L158 228H163L164 227L163 226V223L165 225ZM170 221H171V223H170ZM205 221L208 224L204 223ZM174 222H176V223H174ZM126 223H128L129 225L126 224ZM139 223H141V224H139ZM146 223H147V225H146ZM149 223H151V224L148 226ZM112 224H113V228H112ZM118 224H119V226H118ZM135 224L139 226V227H137V229H136V225ZM169 224H166V225H169ZM143 225L145 227H147L146 228L147 229V233H148L147 235L148 236L150 235L149 237H147V239H145L146 238V235L142 237V234L144 235L146 233V232L144 233L142 231V230H145L146 231V229H142V228H145ZM133 226H134V228H132ZM76 227L79 228V229H77ZM109 227H110V229H109ZM166 227H165V229H166ZM178 227H180L181 230H178L179 229ZM121 228H122V230H121ZM169 229L172 232L173 228L170 227V225L168 226V230ZM90 230H92V231H90ZM89 231H90V234H89ZM94 231L96 233L98 232L97 234H98L99 237L96 238V236H94L96 234V233H94ZM136 231H137L138 234H136ZM141 231H142V233H140ZM154 232H153L152 235L155 234ZM26 234H28V235H26ZM101 234L102 235L104 234V237L105 238H102V235ZM116 234H117V236H115ZM110 235L112 237L115 236V237H113V238H115V241L114 242H111V239L112 238L110 239V237H111ZM124 235L126 236V238H125L126 240L124 239V237H125ZM106 236H109L108 239L106 238ZM121 237L125 241H123V239ZM20 238H22V239H20ZM90 238H92V239L95 238L96 240L95 239L94 240H95V242L96 241L97 242L95 243ZM99 238H101V239H99ZM141 238H142V240H141ZM105 239H107L108 241L110 240L109 242L112 243V244L109 245L108 244L109 242H107ZM170 239H173V240H170ZM104 240L106 241L107 244L105 243ZM144 240H146V241H144ZM168 240H170L171 242L168 241ZM93 242H94V244H93ZM98 242H100V243L97 244ZM101 242L102 243L103 242L105 243L103 245L104 246L103 248H100V247H102ZM166 242H167V244H166ZM145 243L147 245H150L151 244L150 246H151L152 249H154L153 246H155V245L157 246V247L155 246V250H154V252H156V249L158 250L157 254L159 256L156 257V260H153V259H150V258H146L145 257V254H148L150 251L153 252L152 249H149V246H148V250H147L148 253H145V254L143 253V251L145 252L146 249H147V248H143V247H145L143 245H146ZM160 243H161V245H160ZM162 243H164V244L162 245ZM90 244H93L92 246L94 248H92ZM159 245L160 246H163V248H164V246H165V248L167 247V249L166 250L163 249V251H161L160 254H159L160 249H158V248H162V247H160ZM168 247H170L169 248V251H168ZM77 248H78V250H77ZM105 248H108L107 249L108 250V253H106ZM142 249H144V250H142ZM96 250H98V252H95ZM102 250H104V252ZM115 250H117V251L115 252ZM128 251H130V252H128ZM134 251H135V253H134ZM94 252H95V256H94ZM124 252L126 253L127 256L124 255L125 254ZM127 252L128 253H131L132 252L134 254H129L128 255ZM165 252H166V254H165ZM92 253H93V255H92ZM116 253H119V254L117 255ZM120 253L122 254L121 257L123 256V258H124L121 261H120V259H122V258H119ZM100 254H102V255H100ZM107 254H110V255H107ZM115 254L118 256L120 262H117L118 261L117 256H116V259L115 258H112ZM143 254H144V257H143ZM96 256H98L97 259L98 260H101V261L98 262L96 260ZM100 256H102V257H100ZM105 256H106L107 260H109V261H107V260L104 259ZM130 256L131 257L133 256V257L131 258ZM137 256L140 257L141 259L140 258L137 259L136 258ZM164 257L165 258L171 257V258L166 259V261H168V262H166ZM134 258H135V260H134ZM111 259H113V261ZM159 259H162V260L164 259L163 261L161 260V262H163V263L159 262L160 261ZM139 260H141V263L139 262ZM112 262H114V263H112Z\"/></svg>",
    "mask_w": 264,
    "mask_h": 264
},
{
    "label": "bare ground",
    "instance_id": "2",
    "mask_svg": "<svg viewBox=\"0 0 264 264\" xmlns=\"http://www.w3.org/2000/svg\"><path fill=\"white\" fill-rule=\"evenodd\" d=\"M5 1V0H4ZM40 1V0H39ZM48 1V0H47ZM53 1V0H52ZM55 2V4L56 3H61V2H63L64 3V0L62 1V0H60V1H56V0H54ZM73 1V0H72ZM82 1V0H81ZM87 1V0H86ZM85 1V2H86ZM92 1H94V0H91V2ZM96 1V2H95ZM94 2H95V4H98V5H101V4H103V3H101V1H97V0H95ZM109 1V0H108ZM108 1H106V3H108ZM120 1V0H119ZM118 1V2H119ZM127 1V0H126ZM143 1V3H145V1H147V0H142ZM142 1H140V3L142 2ZM157 0H148L146 3H145V5L147 4V6H145V7H148V9L149 10H151L152 12L150 13L151 14V17H152V14H153V16H158L159 14H160V17L159 18H161V17H164L165 19V21L164 22H166V20H167V22L166 23H168V21L170 22V24L168 25V24H166V23H164L165 24V26H163L161 23V25H162V27H161V25H156V26H154L152 29H150V28H147V29H143L144 31H146L145 32V36L147 37V39H149L150 37H152L153 35V38L152 39H154L153 41H155V40H157L160 36H161V38L163 39V41L160 39V42L157 40V42L156 43H158L159 45H156V43L155 42H153L152 44L153 45H155V46H159V47H156V50L158 49V48H162L163 50H164V48L167 50L168 49V47H171V46H173V45H175L176 47H174V48H176V49H174V50H172L171 48L169 49V50H172L171 51V53H169V54H171V57L173 58V59H175L176 57H177V55L178 54H182L183 55V59H184V61H185V63H184V66H182L180 69H179V67H180V63H178V62H180L179 61V59H178V62H176V59H175V62H176V65H177V63H178V65H179V67H175L174 65V61H173V67L172 66H170L169 65V67H172V68H174L173 70H172V73H170V72H168V63H166V61L164 60L165 59V56H163L162 58L163 59H161V60H163V61H165V64L167 65V67L164 69V71L165 70H167V72L171 75V76H169V80H167L166 79V83L164 82V80H162V83H163V86L161 87V86H159V85H157L158 84V82H159V77L161 78L162 76H159V75H161V73L160 74H156V75H158V80L156 79L157 78V76H156V78L155 77H153V75L152 76H150V73L149 72H147V75H148V73H149V75L147 76V77H145L143 74H141V72L139 71L136 75L134 74L133 75V80H131L130 82H133L134 80H135V82H137V84H133L132 85V83H131V88H130V90H132L131 91V93L132 92H134L135 94H136V96L137 97H139V98H142L141 100L142 101H144V105H137V103H138V100H137V103L135 104V106L134 105H132L133 107H131L130 106V110L131 109H133V111H135L136 112V115H137V117H146L145 115H152V116H154V117H152V118H154L155 119V124L154 125H156L157 124V122H158V124L160 123V124H162V122H163V124L165 125V122H169L171 119H169V116H168V114H167V111L165 112V111H163L162 113H157V115H154L156 112L154 111L153 112V108H155V106L156 107H160V106H162V105H164V102L166 103V101L167 100H169L170 102L171 101H173L174 99H178V98H181L182 96H186V95H191V96H189V97H193L196 101H197V103L199 102V104L197 105V104H195V105H197L196 107H199V109H200V107H201V109L199 110L198 108V110L201 112V116H202V118H203V120H204V127L206 128V129H208V133H207V130H206V133H207V135H206V133H205V137L204 138H200L201 137V135L198 133V135H200V136H198V138L200 139V140H198L196 137H194V135H193V133H192V136H191V134H189L188 132H189V128L187 127V126H185V124H180V123H184V122H182V119H180L181 120V122L180 121H177V123L179 124V127H180V129H179V127L176 129V126H178L177 124H176V126L174 127V131H172L175 135H176V133H181L180 135H185V136H187V137H189L188 139L191 141V142H189V141H187L188 143H189V145H188V147L190 146V143H191V146L193 145V147H192V151L190 150V148H188V147H186V148H183V147H185L187 144L186 143H184V145L185 146H181V144H180V142L182 141L181 139H183V138H181L179 141V147L177 146V144H174V141H172L171 139L170 140H168L167 142H171V144H174V145H176L175 147H174V145H169V146H173L174 147V149L172 150V154H167V153H165V151H164V153H160V152H158L159 150H157V148H156V151L157 152H155V149H153L150 153H148V155H146L145 157H146V159H143V164H144V160H146V164H144V165H147V171H148V175H152L150 178H155L156 180L157 179H161L162 180V182L163 183H160L161 185H163V186H161L160 184L159 185H156V184H152L153 185V187H152V185H151V182H152V180H150L151 182H150V184H147L148 183V179H143L142 177H141V175L140 174H142V173H138V172H136V171H140V172H142V170L145 172V173H147L146 172V169H141L140 167L142 166H140V164L139 165H136V163H135V166H137L138 168V170H136V171H132V170H126V169H124V168H122V167H120V165L121 164H123V163H125V159L127 158V156L126 155H124L125 153H123V155H122V157H125V159L124 160H122L123 158L122 157H119V153H118V151H120V150H118L117 151V154H115V155H118V156H115V155H110L109 153H107V154H109V155H105L104 153V155H105V158H103L102 156H100L99 154L100 153H102V152H99V148H98V152H97V150L95 151V148H97V147H100V146H88L87 144H85V145H87V146H85L84 145V152L86 151V155L88 154L89 156H91V155H94L95 154V152L100 156V157H102L103 159H104V163H105V165L106 166H108V164H110V165H112V166H110V169H112L111 171L110 170H106V172H108L109 173V177H108V175H106L107 177V179L105 178V177H103V176H101V177H99V176H97L98 178L97 179H94V180H96L95 182L94 181H91V182H94V184L93 183H91V182H89L90 181V179H88V181L86 182L83 178H85L86 176H88V178H89V176L91 177V176H95L96 177V174H98V173H100V171H99V169L98 168H100L101 167V165H103L102 163H99L98 164V162H96V159L93 161L92 160V158L94 159L95 157H93L92 156V158L91 157H88L87 159H89V158H91V159H89V160H91V161H93L94 162V164L95 163H97L98 165H94L93 163V166H91V167H89V165L88 166H86L87 168H85V166H83V168L81 169L80 168V171H81V174L83 175L82 176V178H80L79 179V177H81V174H79L80 176H78V179L79 180H77L78 182H75V183H77V185H76V187L77 188H79V187H82V186H89V187H92V188H90V189H94V190H99L100 188H101V190H103L102 192L100 191V193H107V194H115L116 192V189H119L122 185H125V187H126V185H128V186H131L132 184H134L135 185V183H139L140 181L141 182H143V181H145V180H147V183H146V181H145V183H142V184H147V185H151V187L149 186V188L148 189H151L150 191H152V188H153V195L151 194V198H152V196L154 197V201L156 200V198L157 199H159L161 196H160V194H161V192L163 191V189L164 188H166V189H169L170 190V188H172V182L168 179L167 180V178L165 177V174H164V172L166 173V169H167V166H168V164L171 166V163H172V159L170 160L169 158L171 157V155H174V154H176V155H179V157H180V160L179 161H177V162H175V164L174 165H176L175 167H178V171L180 172V170L179 169H181L180 167L181 166H177L178 164H179V162L180 163H184V162H181L182 161V159L185 157L186 159L188 158V164H185V163H187V162H185L184 163V165L182 166V167H185V169L187 168L188 169V172H183L182 173V175L177 171V173L179 174V176L181 175V177L182 178H184V180H186V184L189 182V180H191V181H193L192 183H194V182H196V186H197V184L199 185V183L201 182V181H203V179H205V177L207 178H209L210 177V179L212 178L213 180H217V182L219 181L218 179L220 178V177H222V175H225V177L226 176H229V173H231L232 172V170H231V172H230V170H229V165H230V160L232 159L231 158V154L234 152V153H236L235 151H234V148H235V146L233 147L232 145L234 144V143H237V146H239V150L240 149H246L247 151H248V149L250 148H252V150H251V152H252V155H255V156H257L258 158H260V159H262L263 161H264V0H184V1H180V0H158L159 2H160V6H159V8H158V5H157V9L155 8V5L156 4H158L157 2H156ZM9 1L7 0L6 1V3H8ZM10 2H12V0L10 1ZM28 2V1H27ZM35 2V1H34ZM38 2V1H37ZM51 2V1H50ZM69 2V4L71 3V0H66V2L64 3V4H66L67 5V3ZM74 2H75V0H74ZM78 2V1H77ZM90 2V0H88V4L89 3H91ZM98 2H100V3H98ZM128 2V1H127ZM136 2H137V0H136ZM139 2V1H138ZM149 2V3H148ZM5 3V4H6ZM29 3V2H28ZM27 3V4H28ZM32 3V2H31ZM31 3H29L30 5H31ZM36 3V2H35ZM48 3V2H47ZM60 4V5H64V4ZM83 5V1L82 2H79L78 4L81 6V4ZM87 3V2H86ZM85 3V5H87ZM111 3H112V1H111ZM116 3V2H115ZM134 3V2H133ZM5 4H4V7H5ZM10 5H11V3H9ZM8 4V5H9ZM54 4V5H55ZM74 4L75 3H73L72 2V4H70V6H68L67 8H69V7H72V5L74 6ZM77 4V5H78ZM93 4V3H92ZM119 4V3H118ZM125 4H126V2H125ZM135 4V3H134ZM134 4H132V5H134ZM137 4V3H136ZM136 4H135V6H136ZM13 5V4H12ZM21 5V4H20ZM19 5V6H20ZM42 5V4H41ZM56 5H58V4H56ZM55 5V6H56ZM78 5V7H76L77 9H81V8H79L80 6ZM91 5V4H90ZM103 5H106V7H104ZM103 5H101L102 7H104V9H103V14H100L99 15V12H100V10H99V12H98V10H97V12H98V14H96L97 16H89V15H92V12L90 11V14L89 15H87V13H88V11H83V10H85V9H81V11H79V13H80V15H79V13H78V11L76 12V11H71L70 13L69 12H67V14L69 15V18H70V15H72L73 16V13L75 12V13H78V15L79 16H77V17H75V18H77L78 20H79V17L81 18V20H82V18L85 16V14H86V18L84 19V20H82V23L84 24V23H93L94 21H98V22H100V25H103V26H105L104 28H102L103 30H101L99 27H98V29H100V30H95V28L94 29H90V30H88L87 28V30H88V32L89 31H93V32H89V34H87V36L89 35V38L91 37V39H93L94 41L95 40H100V42L102 41L101 39H102V32H106V36H109V39L107 38V37H105V39H108V41L110 40V39H112V40H115L114 41V43H115V45L118 47L120 44L119 43H123V44H126V45H129V44H131V42L133 43H135L136 41L134 40V39H132L131 38V36H133L134 34V32L131 34V36H129V35H122V33H120V31L121 30H119L118 31V28L117 27H119V29L122 27L123 28V26L121 25V24H123L122 23V20L120 19L122 16H121V12H120V14H118V15H116V14H114V17L111 15L112 13L111 12H113V13H118V12H116V10L115 9H117V7L114 9H112V7H113V5L112 4H103ZM107 5H108V8H107ZM131 5V4H130ZM59 6V5H58ZM65 6V5H64ZM63 6V7H64ZM91 6H94V5H91ZM121 6V5H120ZM124 6V5H123ZM21 7V6H20ZM20 7H19V9H20ZM30 7H32V6H30ZM38 8H39V6H37ZM75 7V6H74ZM87 7V6H86ZM98 9H102V8H100L99 6H96ZM125 7V6H124ZM129 7V6H128ZM144 7V8H145ZM9 8H11L10 6H9ZM13 8V7H12ZM16 8V7H15ZM18 8V7H17ZM43 9H44V7H42ZM61 10H62V7L60 6L59 7ZM75 8V9H76ZM88 8V7H87ZM107 8V9H106ZM121 8V7H120ZM125 8H127V7H125ZM140 8H141V6H140ZM48 9V8H47ZM46 9V10H47ZM74 9V10H75ZM76 9V10H77ZM122 9V8H121ZM138 9V8H137ZM142 9H143V7H142ZM156 9V10H155ZM187 9L190 11V20H188V15L186 16V17H188V18H186L185 17V13L187 12ZM23 10H25V9H23ZM30 10V9H29ZM26 11V13L27 14H30L31 13V11H32V13L30 14V16L32 17V15L33 14H35V12L33 13V10L34 9H32L31 11ZM35 10H36V12H37V9L35 8ZM34 10V11H35ZM45 10V11H46ZM49 10H50V8H49ZM60 10V11H61ZM69 10H70V8H69ZM68 10V11H69ZM89 10V9H88ZM113 10V11H112ZM114 10H115V12H114ZM120 10V9H119ZM131 10V9H130ZM141 10V9H140ZM147 10V9H146ZM148 10V11H149ZM0 11H1V8H0ZM5 11V10H4ZM15 11H16V9H15ZM40 11V10H39ZM48 11V10H47ZM45 12V13H48V12ZM51 11H52V9H51ZM94 12H96V10L94 9L93 10ZM122 11V10H121ZM127 11V10H126ZM147 11V12H148ZM7 12H8V9H7ZM12 12V11H11ZM28 12H30V13H28ZM54 11H52V13H53ZM81 12H83L82 14H81ZM84 12H87V13H85L84 14ZM107 12V13H106ZM124 12V11H123ZM122 12V13H123ZM130 12V11H129ZM132 12V11H131ZM15 13V12H14ZM22 13V12H21ZM72 13V14H71ZM74 13V14H75ZM101 13V12H100ZM138 13H140V11L139 12H137L136 14H134V15H138ZM1 14V13H0ZM43 15L42 17H46V15L44 14V13H40L39 12V15ZM49 14H51V13H48V15ZM58 14H60V13H58ZM2 15V14H1ZM6 15H8V14H6ZM10 15V14H9ZM22 15V14H21ZM24 15V17L26 16V14H23ZM22 15V16H23ZM61 15V14H60ZM60 15H58V16H60ZM94 15V14H93ZM119 15L121 16L119 19L117 18V16L119 17ZM132 15V14H131ZM133 15V16H134ZM140 15V14H139ZM138 15V16H139ZM148 15V14H147ZM34 16V15H33ZM36 16H37V14H36ZM35 16V17H36ZM71 16V17H72ZM74 16H76V15H74ZM73 16V17H74ZM87 16H88V20H86L87 19ZM123 16H124V14H123ZM127 16H128V14H127ZM129 16H130V14H129ZM143 16V15H142ZM144 16H145V13H144ZM150 16V15H149ZM2 17H4V18H7V17H5V14H4V16L2 15ZM1 17V18H2ZM18 17V16H17ZM27 18H28V16H26ZM48 17V16H47ZM53 17V16H52ZM72 17V18H73ZM116 17V18H115ZM140 17V16H139ZM138 17V18H139ZM0 18V19H1ZM4 18H2V19H4ZM26 18V19H27ZM39 18H40V16H39ZM49 18V17H48ZM60 18H61V16H60ZM89 18H90V20H89ZM122 18H124V17H122ZM130 18H132V16L130 17ZM130 18H128L129 19V21H131L130 20ZM152 18H156V17H152ZM152 18H150V20L152 19ZM9 19V18H8ZM26 19H24V20H26ZM38 19V18H37ZM43 19V18H42ZM153 19V20H154ZM157 19V18H156ZM155 19V20H156ZM28 20L29 21H27V23L28 22H30L31 21V19H29L28 18ZM35 20H36V18H35ZM44 20V19H43ZM43 20H39V21H42L43 22ZM49 20H53V19H50L49 18ZM57 20V19H56ZM76 20V19H75ZM81 20H79L78 22H79V25H77V26H79L80 27V29H81V27L83 26L82 25V23L80 24V22H81ZM123 20H125V18L123 19ZM133 20H135V21H137L138 19L136 18H132V21L131 22H133ZM145 20V19H144ZM143 19L141 20V22L142 21H144ZM162 20V21H161ZM4 20H0V23L2 22V24L6 21H4ZM9 21V20H8ZM23 21V20H22ZM33 21V20H32ZM51 21H50V23H51ZM73 21V19L71 20V22ZM77 21V20H76ZM86 21V22H85ZM88 21H90V22H88ZM127 21V20H126ZM134 21V22H135ZM139 22H140V20H138ZM137 21V23H139ZM7 22V21H6ZM6 22H5V26H6V28H7V26L8 25H6ZM10 22V21H9ZM23 22H25V21H23ZM70 22V21H69ZM71 22L69 23V24H71ZM98 22H95V24L96 23H98ZM121 22V23H120ZM130 22V23H131ZM145 22V21H144ZM152 22V21H151ZM160 22H163V18L162 19H160ZM12 23V22H11ZM10 23V24H11ZM20 24H21V22H19ZM31 23H33V22H31ZM65 23V22H64ZM77 23V22H76ZM126 23H128V22H126ZM125 23V25H127L128 27H126V28H129V23L128 24H126ZM136 23V22H135ZM156 23V22H155ZM2 24H0L1 25V27L0 28H3V27H5V26H3ZM8 24V23H7ZM10 24H9V26H10ZM38 24H40L38 27H40V28H38V29H36V31H37V33H42L43 35H45V36H47V38L45 39L43 36H42V38L43 39H41V40H35V38L33 39L34 41L31 43V45H29V46H31V48L29 47V46H27V47H29L30 49H32V47L34 46H37V45H39V46H41L42 48H43V45H44V48L46 47V46H48V47H46V48H49V44H51V46L50 47H52V43L57 39L54 35H56V32H57V28H58V26L56 27V24H57V22H56V24H55V22L54 23H51L50 25H48L49 23L46 21L45 23H43V25L41 24V22L40 23H38ZM54 24V25H53ZM66 24H68V22L66 23ZM69 24H68V26H69ZM72 24H75V23H72ZM78 24V23H77ZM94 24V25H95ZM99 24V23H98ZM147 24V23H146ZM150 24V23H149ZM152 24V23H151ZM16 25V24H15ZM25 25V24H24ZM37 23H35L34 24V29L35 28H37ZM80 25H82V26H80ZM93 25V24H92ZM124 25V24H123ZM125 25H124V28H125ZM132 26H133V24H131ZM138 25V24H137ZM3 26V27H2ZM13 27H16V26H18V25H16V26H14V25H12ZM19 26H21V25H19ZM29 26H30V23H29ZM53 26H55V27H53ZM67 26V25H66ZM76 26V24H75V29H77L78 27ZM89 26V25H88ZM90 26H91V24H90ZM99 26V25H98ZM102 26V27H103ZM121 26V27H120ZM134 26H136V25H134ZM142 26V25H141ZM143 26H144V23H143ZM146 26V25H145ZM150 26V25H149ZM26 27V26H25ZM55 28V30L54 29H51V28ZM72 27V26H71ZM84 27V26H83ZM86 27H87V25H86ZM93 27V26H92ZM159 27V28H158ZM6 28H3L2 30L0 29V35L2 36V40H0L1 42H3V37L5 36V30H10L11 28H9V29H6ZM17 28V27H16ZM20 29H18V30H16V29H13V30H10L11 31V34H12V36L13 35H17V31L19 32V34L20 33H22V34H24L25 32H27V30L25 31V28H23L24 30L23 31H25L24 33L22 32V30H21V28H22V26L21 27H19ZM28 28V27H27ZM26 28V29H27ZM89 28H91V27H89ZM117 28V29H116ZM121 28V29H122ZM125 28V29H126ZM131 28V27H130ZM129 28V29H130ZM134 28V27H133ZM144 28V27H143ZM29 29H32V26H30L29 27ZM64 29V28H63ZM84 29V28H83ZM83 29H81L82 31H83ZM86 29H84V33L85 32H87V30ZM97 29V28H96ZM124 29V30H125ZM132 29V28H131ZM135 29V28H134ZM136 29H138V28H136ZM16 30V31H15ZM21 30V31H20ZM40 30V32H38ZM52 30L54 31V33L52 32ZM67 30V29H66ZM69 30V29H68ZM72 30V32H74L75 31V33H72V36H73V34H74V37H76V38H74V39H77V36L78 35H76L75 36V34H77L76 32H78V34H82V33H80L81 31H78V29L77 30H74V28L73 29H71ZM116 30H117V32H116ZM123 30V29H122ZM34 30H32L31 32H33ZM129 31H131V30H129ZM3 32V33H2ZM67 32V31H66ZM87 32V33H88ZM122 32V31H121ZM126 32V31H125ZM136 32H138L137 30H136ZM30 33V32H29ZM35 33V31L33 32V34ZM52 34L51 35V37H55L56 39L54 40V38H53V41H52V39H50V41H52L51 43H50V41H49V39H48V34ZM57 33H59V32H57ZM139 33V32H138ZM2 34H4V35H2ZM6 34H8V33H6ZM10 34V35H11ZM27 34H28V32L26 33V35L24 36V35H22V37H24V42L26 43V41H27V43H29L28 41H29V39L30 38H27V37H30L29 35L27 36ZM32 34V33H31ZM69 34H70V32H69ZM68 34V32H67V35H69ZM38 35V34H37ZM65 35V34H64ZM71 35V34H70ZM135 35H137V34H135ZM7 36V35H6ZM5 36V37H6ZM9 36V35H8ZM7 36V37H8ZM11 36V39L12 40H19L18 39V37L20 36V35H18V36H16L17 38H14V37H12ZM72 36H70L71 37V39H72ZM83 36H85V35H83ZM138 36L140 37V34H138ZM155 36H158L157 37V39H156V37ZM39 38H40V35L38 36ZM37 36H36V38H38ZM69 37V38H70ZM79 37V36H78ZM136 37V40L138 39L137 38V36H135ZM155 37V38H154ZM9 38V37H8ZM8 38H6V39H8ZM14 38V39H13ZM25 38H27V39H25ZM38 38V39H39ZM5 39V40H6ZM31 39H32V36H31ZM30 39V40H31ZM48 39V40H47ZM71 39H69V40H71ZM74 39H72V41L74 40ZM81 39V41L82 42H84L83 40V37H81L80 36V38H79V40ZM86 39V38H85ZM88 39V38H87ZM86 39V40H87ZM104 39V38H103ZM104 39V40H105ZM4 40V41H5ZM20 40H22L21 39V36H20ZM19 40V41H20ZM26 40V41H25ZM68 40V41H69ZM78 40V39H77ZM78 40V41H79ZM85 40V41H86ZM89 40V39H88ZM134 40V41H133ZM150 40H151V38H150ZM19 41H16L15 43H17V42H19ZM32 41V40H31ZM48 41H49V44H48ZM57 41H58V39H57ZM57 41H55V42H57ZM139 40H137V42H138ZM23 41H20L18 44H15L14 42V45H16V46H18L19 44L21 45V43H22ZM54 42V43H55ZM59 42V41H58ZM75 42V43H74ZM98 42V41H97ZM104 42V41H103ZM110 42H112V41H110ZM136 42V43H137ZM9 43V42H8ZM7 43V44H8ZM13 43L11 44V46H10V44H9V46L12 48V45H13ZM53 43V44H54ZM72 43H73V45L74 44H78V43H76V41L74 40L73 42H71L70 41V44H71V46H72ZM81 43V42H80ZM89 43V42H88ZM88 43H87V46H88ZM107 43L108 42H106V45H107ZM114 43H113V45H114ZM134 43H133V47H134ZM148 43V42H147ZM150 43V42H149ZM155 43V44H154ZM7 44H6V46L4 47V48H6V49H4V50H6V51H8L9 50V47H7ZM23 44V43H22ZM45 44H48V45H46L45 46ZM56 44V43H55ZM57 44H59V43H57ZM56 44V45H57ZM110 43H108V45H109ZM119 44V45H118ZM146 44V43H145ZM2 44L0 43V50L3 48L2 46H1ZM23 45H25V44H23ZM22 45V46H23ZM85 45H86V43H85ZM107 45V46H108ZM136 45V44H135ZM148 45V44H147ZM39 46H37V47H35V50L37 51V48L39 47ZM54 46V45H53ZM91 46V45H90ZM89 46V47H90ZM105 47V48H103V49H105V52H107L108 51V47ZM110 46L112 47V44H110ZM116 46H114V47H116ZM150 46V45H149ZM149 46H147V47H149ZM154 46V47H155ZM14 47V46H13ZM55 47V46H54ZM111 47H109L110 49H109V51L113 48H111ZM126 47V46H125ZM124 47V48H125ZM128 47V46H127ZM136 47V46H135ZM134 47V48H135ZM143 47V46H142ZM17 48V47H16ZM15 48V49H16ZM42 48H40V49H42ZM72 48H77L76 46H74V47H72ZM85 48V47H84ZM99 48V47H98ZM97 48V49H98ZM101 49H102V47H100ZM120 48V47H119ZM118 48V50H120ZM122 48V47H121ZM78 49V48H77ZM85 49H89V48H85ZM117 49V48H116ZM128 49V48H127ZM127 49H125V50H120V51H118L117 52V50H114L113 49V53H115V51L118 53L117 55L118 56H120V54H121V60H123V61H125L126 59H128V60H132V56H133V52H135V55L137 54L136 53V51L134 50H131V48H129L130 50H127ZM160 49H158V51L160 50ZM3 49L1 50L3 53L5 52ZM79 51H80V49H78ZM78 50H76L77 52H78ZM83 50L84 49H82V52H83ZM91 50V49H90ZM107 50V51H106ZM168 50V52H170ZM10 51H11V49H10ZM9 51V52H10ZM12 51H13V48H12ZM11 51V52H12ZM16 51H18V50H14L13 52H16ZM38 51H39V54H40V50H39V48H38ZM37 51V52H38ZM44 51L46 52V50L44 49ZM72 51H75V50H73L72 49ZM104 51V50H103ZM108 51V52H109ZM147 50H145L144 51V54H143V56L145 55V52H146ZM162 51V50H161ZM36 52V53H37ZM43 51H41V53H42ZM86 52V51H85ZM89 52H91V51H89ZM89 52H88V54H89ZM99 52V51H98ZM100 52H102V51H100ZM108 52L106 53V54H108ZM110 52H112V50L110 51ZM109 52V53H110ZM165 52V51H164ZM2 53V54H3ZM30 53V52H29ZM31 53H33V52H31ZM30 53V54H31ZM35 53V54H36ZM44 53V52H43ZM60 53V52H59ZM80 53V52H79ZM113 53H112V55H113ZM160 53V52H159ZM162 53V52H161ZM9 53H6L5 52V57H6V59H8L7 58V55H8ZM53 55V57L56 55V53H49L48 52V54H46V53H44V55L46 56H49V55ZM55 54V55H54ZM63 54V53H62ZM70 53H68V55H69ZM75 54V53H74ZM76 54H78V53H76ZM83 54V53H82ZM100 54H102V53H99V55ZM105 54V56H107ZM34 55V54H33ZM43 55V56H44ZM51 55H50V57H51ZM71 55V54H70ZM81 54H79V61H81L82 59H83V57L86 55H82L83 57H81L80 56ZM156 55H158V54H156ZM162 55V54H161ZM164 55V54H163ZM0 56H1V54H0ZM60 56H61V54H60ZM77 56V55H76ZM88 56V55H87ZM102 57L104 56V54H102L101 55ZM100 56V57H101ZM115 56V55H114ZM137 56V55H136ZM147 56V55H146ZM4 57V56H3ZM5 57L3 58V60H5ZM49 57V58H50ZM53 57H51V58H53ZM57 57H59V56H57ZM66 57V56H65ZM65 57H63V58H65ZM74 57H75V55H74ZM81 57V58H80ZM86 57V56H85ZM91 57H93V56H90V58ZM101 57V58H102ZM108 57V56H107ZM67 58V57H66ZM65 58V59H66ZM76 58V57H75ZM73 59V58H70L69 56H68V60L69 59H71L70 61H69V65H70V67H72V68H75V69H73V70H75L76 72H73L72 71V74L67 70V72H68V75H70V77H71V79H73L72 80V82L74 81V82H77V83H80V85L81 86H83V85H85V84H87V83H85V82H80V81H82V80H80L79 82H78V75L76 74L77 73V68H76V66L77 65H75L74 64V66H73V64H71V62L72 61H75L76 59ZM87 58V57H86ZM89 58V57H88ZM104 58V57H103ZM109 58H114L115 59V57H108L107 58V60L106 61H108L109 60ZM123 58V59H122ZM134 58V57H133ZM143 58H146L145 56L143 57ZM178 58V57H177ZM28 59V58H27ZM45 59V58H44ZM44 59H43V61H44ZM57 59V58H56ZM62 59V58H61ZM96 59H97V57H96ZM120 59H119V61H120ZM125 59V60H124ZM46 60V59H45ZM58 61H60V63H61V61H63V60H59V58L57 59ZM83 60H85V59H83ZM86 60H88V61H90L89 59H86ZM171 60L172 59H170V62H171ZM26 61V60H25ZM28 61H32V60H28ZM66 61H67V59H66ZM77 61V63H78V59L76 60ZM76 61L75 62H73V63H76ZM93 61V60H92ZM92 61H90V62H88V63H90L92 66H90V64H88V63H83V62H80V65H83V64H88L90 67H91V70L94 72V71H96V72H98V74H99V72H102V76H103V73H105V72H108L107 74H105L106 76L109 74V66H108V64H107V66L108 67H106L105 65H106V63L103 65V61H100L101 63H102V65L100 66V65H98V62L99 61H94V63L95 64H93L92 63ZM105 61V62H106ZM110 61V60H109ZM112 61H114V60H112ZM122 61V62H123ZM183 61V60H182ZM0 62H1V60H0ZM33 62V61H32ZM46 62H49V59L46 61ZM68 62V61H67ZM84 62H87V61H84ZM99 62V63H100ZM115 62H118V61H116L115 60ZM111 63V61L110 62H108V63H111L110 64V68H111V70H115V72H117L116 71V69H117V67L119 66V64H120V62H119V64H117V63ZM126 62V61H125ZM134 62V61H133ZM139 62V61H138ZM138 62H137V65H138ZM145 62H147V61H145ZM2 63V62H1ZM4 63H6V62H4ZM25 63V62H24ZM27 64H28V62H26ZM25 63V64H26ZM35 63V62H34ZM41 62H39V64H40ZM82 63V64H81ZM97 63V64H96ZM126 63H127V65H126ZM125 63V67L126 66H128V62H126ZM135 63V62H134ZM139 63H141V61L139 62ZM164 63V62H163ZM172 63V62H171ZM41 64H43V63H41ZM46 64V63H45ZM44 64V65H45ZM67 63L65 62L64 63V65H66ZM79 64V63H78ZM123 64H124V62H123ZM131 64V61H129V65ZM152 64V63H151ZM0 65H2V64H0ZM8 65V64H7ZM11 65V64H10ZM14 65V64H13ZM16 65H18L16 68L17 69H20L19 67H21V66H19V64H16L15 63V65L14 66H16ZM36 65V64H35ZM47 65H50V64H46L45 65V67L47 66ZM60 65V64H59ZM88 65H87V67H88ZM99 66V67H97V66ZM118 65V66H117ZM122 65V64H121ZM132 65V64H131ZM141 65V64H140ZM165 65V66H166ZM29 66V65H28ZM33 66V65H32ZM31 66V64H30V67H32ZM37 66V65H36ZM66 66H68V64L66 65ZM134 66V65H133ZM144 66V65H143ZM190 66H192L193 67V71L192 72H188L189 70V67ZM11 67V66H10ZM51 67V66H50ZM82 67V69H84L83 68V66H81ZM90 67H88L89 68V70H90ZM120 67V66H119ZM118 67V68H119ZM124 67V66H123ZM129 68H130V66H128ZM127 67V68H128ZM132 67V66H131ZM147 67H149V65L147 66ZM7 68H9V66H7ZM13 68V71H15L16 70V68L14 69V67H12ZM11 68V69H12ZM23 68V67H22ZM35 68V67H34ZM39 68H40V65H39ZM47 68V67H46ZM49 68V67H48ZM47 68V69H48ZM59 68V67H58ZM60 68H62L61 66H60ZM59 68V70H61ZM63 68H64V66H63ZM67 68H69V67H67ZM122 67H120V69H121ZM152 68V67H151ZM175 68H176V70H177V72H176V74H175V72H174V70H175ZM179 69V71H178V69ZM191 68V67H190ZM36 69H37V67H36ZM126 69V68H125ZM125 69H124V71H125ZM136 69H137V66H136ZM142 69V68H141ZM144 69H145V67H144ZM143 69V70H144ZM153 69V68H152ZM22 70V69H21ZM58 70V71H59ZM84 70H87V68L86 69H84ZM88 70V71H89ZM91 70H90V72H91ZM117 70H119V69H117ZM134 70V69H133ZM133 70H132V72H133ZM142 70V71H143ZM147 70V69H146ZM154 70V69H153ZM170 70H171V68H170ZM9 71V70H8ZM8 71H7V74H8ZM64 71H65V69H64ZM81 71H83V70H81ZM122 71V70H121ZM120 70H119V72H121ZM128 71V70H127ZM135 71V70H134ZM138 70H136V72H137ZM157 71V70H156ZM10 72H12V71H10ZM61 72H62V74H63V71H60V73L58 72L57 74H61ZM96 72H94V75H95V73ZM173 72H174V74H173ZM1 73V72H0ZM3 73V72H2ZM66 73V72H65ZM73 73H75L76 75H73ZM125 73V72H124ZM145 73V72H144ZM166 72H164V77L165 78H168V74H165ZM6 74V75H7ZM62 74L60 75V76H62ZM67 74V73H66ZM81 74H83V72H81ZM87 74V73H86ZM92 74V73H91ZM113 74V73H112ZM151 74H153V73H151ZM163 74V73H162ZM3 75H5V74H2V75H0V80H1V84L3 83V82H5V84H7L8 82L6 81V80H9V75L7 76V78L8 79H4V78H6V75H5V77L3 76ZM10 75H12L13 76V74L12 73H10ZM111 75V74H110ZM146 75V74H145ZM167 77H166V76ZM173 75V76H172ZM2 76V77H1ZM37 76H39L38 77V79H39V81L41 80V79H43L44 77L43 76H41V77H43V78H41L40 77V75L38 74ZM47 76V75H46ZM45 76V78H47ZM51 76V75H50ZM55 76L56 75H54V78H51L52 80L53 79H56L55 78ZM83 76H85V74L84 75H82V78L83 79H86V78H84ZM88 76V79H90V80H92V77H94V76H92L91 78H89L90 76L89 75H87ZM96 76H97V73H96ZM118 76V75H117ZM114 78L116 77V74H115V76H113ZM41 78V79H40ZM48 78H50V77H48ZM96 78V77H95ZM101 78V77H100ZM117 78V77H116ZM3 79H4V81H3ZM13 79V77L11 78V80ZM35 79L36 78H34V80L33 81H35ZM50 79V80H51ZM68 79H70V78H68ZM70 79V80H71ZM98 79V78H97ZM96 79V80H97ZM11 80H9L10 82V84L8 83V85H6V86H9V85H11L12 84V82H11ZM14 80V79H13ZM12 80V81H13ZM48 80V79H47ZM46 80V81H47ZM118 80V79H117ZM142 80H144V83L143 84H141V83H139L140 81H142ZM32 81V80H31ZM38 81V80H37ZM36 81V82H37ZM55 81V80H54ZM93 82H94V80H92ZM98 81V80H97ZM20 82V81H19ZM43 82H45V81H43ZM43 82H41L40 81V83L42 84ZM50 82V81H49ZM67 82V81H66ZM73 82V83H74ZM89 82V81H88ZM14 83V82H13ZM48 84V85H50V84H52L53 83V81L52 82H50V83H48V82H45V84ZM76 83V84H77ZM84 83V84H83ZM108 83V84H107ZM107 83L105 82H103V84H101V86L100 87H97L96 85H95V83H94V85H90L89 86V84H87L88 86H87V88H84V89H80V90H78V91H80V92H78L76 89H75V91H77L78 92V94L80 93V94H82V96H85V97H87V99H89L90 97H92V98H94V99H92V101L93 102H91V103H88V106L86 105V101H85V99L81 96V99L83 98L84 99V103H85V107L87 108L84 112H83V110H79L78 108H77V111H76V113L74 112V114H72L73 116H72V118L73 117H75V123L77 122H79V123H82V124H84L83 122H86L87 123V121H89V117H90V114H89V112L88 111H90V113H91V110L93 109V107L94 106H91V105H89V104H92L93 105V103L94 102H96L95 104H97V101H98V99L97 98H99V95L101 94H99L98 92H106L107 93V91L109 92V91H111V89L110 88H112V87H110V86H112V84L110 85L109 84V81H107ZM129 83V82H128ZM127 83V84H128ZM0 84V85H1ZM22 84V83H21ZM45 84L43 85V86H45ZM72 84V83H71ZM139 84H141V85H139ZM3 85H4V83H3ZM15 85V84H14ZM47 85V86H48ZM67 85H69V84H67ZM67 85H65V86H67ZM73 85V84H72ZM80 85H78L77 87H81ZM110 85V86H109ZM113 85H115L114 83H113ZM128 85H130V83L128 84ZM55 86H57V84H55V83H53V87L55 88ZM64 86V85H63ZM76 86V85H75ZM158 86V87H157ZM60 87V86H59ZM59 87H58V90H60L59 89ZM62 87V86H61ZM128 87V86H127ZM11 88V87H10ZM48 88V87H47ZM63 88V87H62ZM129 88V87H128ZM12 89V88H11ZM78 89V88H77ZM90 89H93L94 91H92V90H90ZM113 89V88H112ZM5 90V89H4ZM7 90H9V88L7 89ZM57 90V91H58ZM63 90H64V88H63ZM62 90V91H63ZM1 91H2V89H1ZM62 91H61V93H62ZM97 91V92H96ZM3 92V91H2ZM67 92V91H66ZM66 92L64 93V94H66ZM47 93V92H46ZM49 93V92H48ZM53 93V92H52ZM58 93V92H57ZM98 93V94H97ZM123 93V92H122ZM60 93H58V95H59ZM63 94V95H64ZM40 95V94H39ZM56 95V94H55ZM117 95V94H116ZM118 95H119V93H118ZM132 95V94H131ZM182 95V96H181ZM60 96V95H59ZM98 96V97H97ZM101 96V95H100ZM181 96V97H180ZM56 97V96H55ZM96 97V98H95ZM111 97V96H110ZM112 97H114V96H112ZM130 97V96H129ZM64 98V97H63ZM62 98V100H64ZM118 98V100L121 98L123 101H121V99L119 100V101H121V102H125L124 101V99H123V96L122 97H116V99ZM126 98H128L127 96H126ZM125 98V99H126ZM80 99V100H81ZM101 99V98H100ZM99 99V103L98 104H101V100ZM114 99V98H113ZM137 99V98H136ZM192 99V98H191ZM19 100V99H18ZM66 100V99H65ZM64 100V101H65ZM90 100V99H89ZM89 100H88V102H89ZM118 100H117V102H118ZM127 101H128V99H126ZM140 100V101H141ZM178 100H180V99H178ZM83 101V100H82ZM107 101V100H106ZM126 101V102H127ZM132 101V100H131ZM174 101H176V100H174ZM195 101V102H196ZM20 102V101H19ZM146 102H148V104L146 103ZM177 102V101H176ZM182 102H183V99H182ZM184 102H185V100H184ZM61 103V102H60ZM64 103V102H63ZM77 103V102H76ZM81 103V102H80ZM84 103H83V105H84ZM118 103H120V102H118ZM55 104V102L53 103V105ZM65 104V103H64ZM66 104H67V102H66ZM105 104V103H104ZM126 104V103H125ZM130 104H131V102H130ZM132 104H134V103H132ZM147 104V105H146ZM167 104V103H166ZM172 104V103H171ZM176 104H178V105H180L181 103H175V105ZM183 104H186V102L185 103H183ZM188 104V103H187ZM5 105V104H4ZM69 105V104H68ZM68 105H66V106H68ZM72 105H73V103H72ZM77 105V104H76ZM83 105H81V107L83 106ZM103 104H101V106H102ZM129 105V104H128ZM137 105V106H136ZM182 105V104H181ZM180 105V106H181ZM65 105H62L60 108H58V109H60V110H62L63 108L62 107H64ZM65 106V107H66ZM97 106V105H96ZM95 106V107H96ZM119 106V105H118ZM127 106V105H126ZM154 106V107H153ZM172 106H173V104H172ZM171 106V107H172ZM177 106V105H176ZM185 106V105H184ZM65 107H64V109H65ZM73 107V108H72ZM70 109L72 110V109H74V111L76 110L74 107L75 106H72ZM80 107V106H79ZM92 109H91V108ZM99 107H100V105H99ZM105 107V106H104ZM158 107V109H162V108H159ZM166 108V106H163V108ZM168 107V106H167ZM170 107V108H171ZM44 108V107H43ZM55 108H57V106H55ZM55 108H54V106L51 108L52 110H50V111H53L52 113H55L56 111H55ZM67 109H69V106L68 107H66ZM173 108V110H174V107H172ZM180 108V107H179ZM185 108V107H184ZM57 109V110H58ZM63 109V110H64ZM106 109V108H105ZM126 109H128V106H127V108ZM156 109V108H155ZM183 109V108H182ZM42 110V109H41ZM45 110V109H44ZM62 110V111H63ZM66 110V109H65ZM95 110V109H94ZM125 110V109H124ZM163 110H165V109H163ZM49 111V116H50V112ZM97 111H99V110H96V112ZM127 111V110H126ZM132 111V110H131ZM130 111V113H132ZM180 111V110H179ZM179 111H177V112H179ZM48 112V111H47ZM66 112V111H65ZM95 112V111H94ZM109 112V111H108ZM111 112V111H110ZM152 112V113H151ZM182 112V111H181ZM64 113V112H63ZM62 113V114H63ZM73 113V112H72ZM93 113V112H92ZM100 113V112H99ZM57 114H60V113H57ZM57 114H55L56 116H57ZM62 114H61V116H62ZM89 114V115H88ZM106 114H108V113H106ZM117 114V113H116ZM119 114V113H118ZM117 114V115H118ZM128 114V113H127ZM134 114V113H133ZM45 115V114H44ZM47 115V114H46ZM52 115H54V114H52ZM51 115V116H52ZM55 115H54V117H55ZM67 115V114H66ZM66 115H63V116H66ZM109 115V114H108ZM125 115V114H124ZM129 115V114H128ZM173 115V114H172ZM182 115V114H181ZM50 116V117H51ZM69 116H71V114L69 115ZM69 116H66L65 118L66 119H68V120H70V118H68ZM89 116V117H88ZM115 116V115H114ZM126 116V115H125ZM135 116V115H134ZM24 117V116H23ZM28 117V116H27ZM43 117V116H42ZM59 117V116H58ZM96 117H97V115H96ZM99 117V116H98ZM101 117V116H100ZM113 117V116H112ZM128 117V116H127ZM136 117V116H135ZM47 118V117H46ZM45 118V119H46ZM52 118V117H51ZM51 118H49V119H51ZM91 118V117H90ZM116 118H118V116H116ZM120 118L121 117H119V120H120ZM132 118V117H131ZM141 118H140V120H141ZM152 118L150 117L149 118V116H148V119H150V120H152ZM43 119V118H42ZM49 119H48V121H49ZM57 118H55V119H52L53 120V122H55L54 120H56ZM64 119V118H63ZM101 119V118H100ZM126 119V118H125ZM153 119V120H154ZM173 119H175V118H173L172 117V120ZM185 119V118H184ZM41 120V119H40ZM61 120V119H60ZM59 119H58V122L60 121ZM68 120H66V122H64L65 121V119L64 120H61V121H63L64 122V124H63V126L64 125H66L65 123H67V125L65 126V128L68 126ZM72 120V119H71ZM74 120H73V123H74ZM97 120V119H96ZM116 120V119H115ZM124 120V119H123ZM134 120V119H133ZM143 120V119H142ZM179 120V119H178ZM57 121V120H56ZM60 121V122H61ZM117 121V120H116ZM121 121H122V118H121ZM118 122L119 124H117V125H120L122 122ZM127 121V120H126ZM131 121V120H130ZM129 121V122H130ZM138 121H139V119H138ZM183 121H185V120H183ZM2 122V121H1ZM91 122H93V121H91ZM90 121L88 122L89 124L88 125H86L85 124V126L87 127L88 126V130L90 129V130H92V131H97L98 129V127H96L95 125L98 123L97 121H95V125H93V123H91ZM132 122H134V121H132ZM146 123L148 122V120L146 119V121H145ZM153 122V121H152ZM151 121L149 122V124H150V126L153 124ZM173 122V121H172ZM180 122V123H179ZM72 123V122H71ZM99 123H101V122H99ZM115 123V122H114ZM127 123H128V121H127ZM152 123V124H151ZM174 123V122H173ZM53 124H55V123H53ZM59 124V123H58ZM61 124V123H60ZM131 124V123H130ZM149 124H147V125H149ZM158 124H157V126H158ZM3 125V124H2ZM62 125V124H61ZM69 125L71 126V129H72V126L73 125H71L70 124V122H69ZM76 125V124H75ZM122 125V124H121ZM126 125V124H125ZM142 125H146V124H142ZM146 125V126H147ZM183 125H184V128H183ZM79 126V125H78ZM99 126V131H97V132H102V135H105V136H109V135H114V133H118V131H117V128H116V126L115 125H113V126H111V125H109V126H107V127H103V129H101V131H100V125H98ZM102 126H103V124H102ZM102 126H101V128H102ZM150 126H148L150 129H151V127H153V125L150 127ZM166 126V125H165ZM164 126V127H165ZM181 126H182V128H181ZM2 127V126H1ZM132 127H133V124H132ZM132 127H130V128H132ZM147 127V128H148ZM169 127H171V125L169 126ZM202 127V126H201ZM200 127V128H201ZM68 128V130H71L70 128H69V126L67 127ZM73 128H75V130H73L72 129V131H75L76 132V134H74V135H76V138L79 136L78 134H80V133H77V126H73ZM116 128V129H115ZM120 128V127H119ZM118 128V129H119ZM149 128L147 129L148 131H149ZM155 128V127H154ZM158 128V127H157ZM186 128H188V130L186 129ZM203 128V127H202ZM79 129V128H78ZM84 129V128H83ZM129 129V128H128ZM170 129H172V128H170ZM79 130H81V129H79ZM85 130H86V128H85ZM114 130L116 131V132H114ZM152 130V129H151ZM150 130V132L152 133L153 131H151ZM154 130V129H153ZM158 130V129H157ZM176 130V131H175ZM82 131V130H81ZM81 131H79V132H81ZM132 131V130H131ZM170 131V132H171ZM192 132H194L195 130H191ZM203 131V130H202ZM84 132V134H85V138H86V136H87V134H89V133H85V131H83ZM86 132H88V131H86ZM114 132V133H113ZM120 132V131H119ZM124 132V131H123ZM122 132V133H123ZM126 132V131H125ZM154 132H155V130H154ZM162 132H164V131H162ZM172 132H171V134L169 133V136H168V138L171 136V135H174V134H172ZM198 132V131H197ZM130 133V132H129ZM133 133V136H134V139H133V136H132V134H131V136L129 135V138L130 139H133L134 140V143H136L137 142V140H139L140 138H141V132H139L138 130H137V132H136V130L134 131V132H132ZM146 133H148L147 131H146ZM145 132L143 133V135L144 134H146ZM119 134V133H118ZM128 134V133H127ZM126 133H125V135H127ZM164 134H166V133H164ZM188 134H189V136H188ZM78 135V136H77ZM121 135H123V134H121ZM121 135L120 136H118V135H115V136H117V139H122L121 141H125V139H123L124 137H122L121 138ZM146 135H148L147 137H149V133L148 134H146ZM151 135V134H150ZM155 135V134H154ZM153 135V133H152V137L154 136ZM162 135V134H161ZM160 134H159V136H161ZM178 135V134H177ZM175 136L176 137V139H177V137L178 136ZM82 136H84V135H82ZM89 136V135H88ZM88 136H87V138H88ZM91 136V135H90ZM101 136V135H100ZM140 136V137H139ZM165 136H167V135H165ZM165 136H163L162 135V137H164V139L165 138H167V137H165ZM111 137V136H110ZM114 137V136H113ZM112 137V138H113ZM120 137V138H119ZM143 137V136H142ZM151 137V138H152ZM155 137V136H154ZM174 137V136H173ZM180 137V136H179ZM183 137V136H182ZM84 138V137H83ZM86 138V139H87ZM125 138H126V136H125ZM128 138V139H129ZM159 138H161V137H159ZM170 138H172V136L170 137ZM186 138V137H185ZM78 139H81V138H79L78 137ZM85 139V140H86ZM106 139H108V137L106 138ZM116 138L112 141V139H111V143H110V141L108 142V143H110L109 144V147L110 148H112V150H114L115 151V149L117 148V144L114 142L115 140H117ZM128 139H126V140H128ZM129 139V140H130ZM148 139V138H147ZM163 139V138H162ZM163 139V140H164ZM188 139H186V140H188ZM82 140V139H81ZM89 140L90 139H88L87 141H86V143H89ZM97 140V139H96ZM119 140V141H120ZM150 140V139H149ZM161 140V139H160ZM118 141V140H117ZM116 141V142H117ZM120 141V142H121ZM124 141H123V143H124ZM131 141V140H130ZM130 141H126L125 143H127V144H131V142ZM136 141V142H135ZM139 141H141V140H139ZM104 142V141H103ZM147 142V141H146ZM159 142V141H158ZM162 142V141H161ZM164 143H161V145L162 146H164V147H167V144L166 145H163V144H165V142H166V139L163 141ZM173 142V143H172ZM80 143H82V142H80ZM84 143V142H83ZM82 143V144H83ZM91 143V142H90ZM118 143V142H117ZM176 143V142H175ZM182 143H183V141H182ZM104 144V143H103ZM107 144V143H106ZM144 144V143H143ZM170 144V143H169ZM105 145V144H104ZM108 145V144H107ZM119 145V144H118ZM147 145V144H146ZM195 145V146H194ZM102 146V145H101ZM123 146V145H122ZM126 146V145H125ZM190 146V147H191ZM82 147H83V145H82ZM153 147V146H152ZM180 147H182V148H180ZM232 147H233V150H232ZM120 148V147H119ZM118 148V149H119ZM151 148V147H150ZM154 148V147H153ZM159 148V147H158ZM168 148V147H167ZM176 148V149H175ZM83 149V148H82ZM100 149H101V147H100ZM105 149V148H104ZM121 149H122V147H121ZM172 149V148H171ZM236 149V148H235ZM110 150V149H109ZM109 150L108 149H106V151H108L109 152ZM122 150H124V149H122ZM161 150V149H160ZM169 150V149H168ZM111 151V150H110ZM243 151V150H242ZM104 152H105V150H104ZM123 152V151H122ZM125 152V151H124ZM163 152V151H162ZM237 152H238V147H237ZM250 152V151H249ZM106 153V152H105ZM111 153V152H110ZM116 153V152H115ZM174 153V154H173ZM113 154H114V152H113ZM147 154V153H146ZM194 154V155H193ZM197 154V155H196ZM238 153H236V155H237ZM85 154H84V156H86ZM121 155V154H120ZM142 156V155H141ZM175 156V155H174ZM10 159V160H12L11 159V157H13V155H6V159H8V158ZM18 157V156H17ZM132 158H133V156H131ZM131 157H129V155H128V158H131ZM178 157V156H177ZM183 157V158H182ZM190 157H195V158H192V159H189ZM15 158H16V156H15ZM86 158V157H85ZM127 158V159H128ZM144 158V157H143ZM172 158V157H171ZM184 158V159H185ZM253 158V157H252ZM252 158H250V161H251V159ZM5 159V160H6ZM65 160H66V158H64ZM100 159V158H99ZM99 159L97 160V161H99ZM103 159H102V161L100 160L99 162H103ZM140 158L139 157H137V161L139 160ZM256 159V158H255ZM19 160V159H18ZM238 160H240V157H239V159ZM261 160V161H262ZM0 161H1V159H0ZM13 161V160H12ZM12 161H6L5 163H7V162H9L10 164L11 163H13ZM15 161H17V160H15ZM15 161H14V164H15ZM20 161V160H19ZM18 161V162H19ZM67 161H69V160H67ZM84 161V160H83ZM85 161H87V160H85ZM90 161V162H91ZM106 161H107V163H106ZM127 161H129V159L127 160ZM126 161V162H127ZM137 161H135V162H137ZM140 161V160H139ZM253 161H254V159H253ZM18 162H16V163H18ZM61 162H62V160H61ZM60 162V163H61ZM63 162H64V160H63ZM77 162V161H76ZM170 162V163H169ZM173 162H174V160H173ZM232 162V161H231ZM44 163V162H43ZM43 163H42V165H43ZM49 163H50V161H49ZM121 163V164H120ZM139 163V162H138ZM40 164H41V162L39 163V167H40ZM57 164V163H56ZM77 164V163H76ZM82 164H84V163H82ZM91 164V165H92ZM118 164H120L118 167H117V165ZM133 164H134V162H133ZM259 164V163H258ZM264 164V163H263ZM18 165V164H17ZM41 165V166H42ZM51 165V164H50ZM68 165V164H67ZM74 165H75V162H74ZM105 165H103V166H105ZM125 165V164H124ZM127 165V164H126ZM143 165V166H144ZM174 165L172 166L173 167V169L172 168H169L168 169V171L170 170V169H172V170H175V168H174ZM185 165H188V166H185ZM253 165V164H252ZM257 165V164H256ZM3 166H4V164H3ZM19 167L21 166V164H19L18 165ZM48 166V165H47ZM54 167H57V166H55V164L53 165ZM59 166H60V164H59ZM63 166V165H62ZM78 166V165H77ZM80 166V165H79ZM113 166H114V168H113ZM123 166V165H122ZM133 166V165H132ZM135 166H133V167H135ZM140 166V167H139ZM229 166V167H228ZM6 167V166H5ZM18 167V168H19ZM52 167V166H51ZM50 167V168H51ZM54 167H52V168H54ZM69 167V166H68ZM74 167V166H73ZM82 167V166H81ZM258 167H260V166H258ZM263 167H264V165H263ZM23 167L21 166V169H22ZM33 168V167H32ZM29 169L28 171H29V175L31 174V175H33V173L32 172H34V170H35V172H36V169ZM64 168V167H63ZM136 168V167H135ZM134 168V169H135ZM249 168V167H248ZM14 169V168H13ZM19 170V171H23V169L22 170ZM44 169H45V167H44ZM47 169V168H46ZM55 169V168H54ZM54 169H53V171H54ZM74 169H78L77 167L76 168H74ZM108 169H109V167H108ZM186 169V170H187ZM193 171H192V170ZM251 169V167L249 168V170ZM252 169H253V167H252ZM255 169H256V167H255ZM263 169V168H262ZM12 170V169H11ZM24 170H26V169H24ZM30 170H33V171H30ZM43 169L41 168V171H42ZM70 171H71V167H70V169H69ZM171 170V171H172ZM181 170H184L183 168L181 169ZM189 170H191L192 172H190ZM257 170V175H255L254 173H252L253 175H255V176H252V177H249V179H250V186L248 187V190L246 189H243V190H245V192H247V200L249 201V202H247V203H249V206H250V208H251V210H252V214L250 215V216H252L253 215V217H254V219L259 223V224H261L262 225V227H263V230H264V200H262L263 199V197H264V179H262V177L260 176V174H258V169H256ZM261 170V169H260ZM49 171H51V169L49 170ZM80 171H79V173H80ZM110 171V172H109ZM236 171V170H235ZM253 171V170H252ZM261 171H263V170H261ZM34 172V173H35ZM60 172V171H59ZM144 172H143V174H144ZM39 173H41V172H39ZM43 173V172H42ZM61 173V172H60ZM77 173H78V171H77ZM175 173H176V170H175ZM177 173H176V175H177ZM188 173V174H187ZM247 173V171L245 172V174ZM38 174V173H37ZM63 174H65V173H63ZM69 174V173H68ZM100 174H103V173H100ZM172 174V173H171ZM235 174V173H234ZM262 174H263V172H262ZM261 174V175H262ZM31 175H30V177H31ZM53 175V174H52ZM55 175H57L56 174V172H55ZM55 175H53V178H54V176ZM67 175V174H66ZM72 176L74 175V174H71ZM99 175V174H98ZM240 175V174H239ZM72 176L70 177V179H72ZM75 176V175H74ZM77 176V175H76ZM146 176V175H145ZM235 176V175H234ZM242 176V175H241ZM243 176H245L244 174H243ZM247 177H248V175H246ZM245 176V177H246ZM249 176H251V170H250V174H249ZM28 177V176H27ZM29 177V178H30ZM34 177V176H33ZM47 177V176H46ZM49 177V176H48ZM56 177V176H55ZM61 177H63V176H61ZM68 177V178H69ZM95 177H93V178H95ZM231 177H233V176H231ZM231 177H230V179H231ZM64 178V177H63ZM66 178H67V176H66ZM177 178H178V176H177ZM208 178H207V180L206 181H204L203 182V184L205 183V184H207V181H208ZM229 178V177H228ZM228 178H227V180H228ZM239 178V177H238ZM242 178H244V177H242ZM31 179V178H30ZM34 179V178H33ZM57 179H59V178H57ZM57 179H56V181H57ZM65 179V178H64ZM76 179H77V177H76ZM92 179V178H91ZM202 179V180H201ZM211 179V180H212ZM223 179V178H222ZM225 179V178H224ZM223 179V180H224ZM237 179V178H236ZM241 178H239L238 179V181L240 180ZM248 179V178H247ZM7 180V179H6ZM63 179L61 178V180L59 179V181H60V183H62L61 181H62ZM74 180V179H73ZM73 180H72V184H73ZM106 180H108V182L106 181ZM110 180V181H109ZM173 180V179H172ZM178 180H179V178H178ZM182 180V179H181ZM201 180V181H200ZM212 180V181H213ZM71 181V180H70ZM158 181V180H157ZM176 181V180H175ZM235 181V180H234ZM243 181V180H242ZM248 182H249V180H247ZM68 181H65L64 180V182L62 183L63 185L64 184H66ZM140 182V183H141ZM154 182V181H153ZM160 182V181H159ZM179 182H180V180H179ZM199 182V183H198ZM221 182H222V180H221ZM221 182H218L219 184H220V186H224V184L226 183H224L223 184V182H222V184H221ZM241 182V181H240ZM247 182V183H248ZM11 183H13V182H8L7 184H4L5 186V189L4 190H8V189H11ZM58 183V182H57ZM69 183V182H68ZM87 183H90L89 185L87 184ZM171 183V184H170ZM175 183V185H176V188H178V190H180V188L179 187H177V185L178 184H181V183H178V182H174ZM176 183H178V184H176ZM191 183V182H190ZM216 183V182H215ZM234 183V182H233ZM37 184V183H36ZM92 184V185H91ZM189 184V183H188ZM187 184V185H188ZM203 184L201 185H199V186H203ZM204 184V185H205ZM243 184V183H242ZM241 184V185H242ZM59 185V184H58ZM74 185V186H75ZM91 185V186H90ZM133 185V186H134ZM183 185H185V183L183 184ZM190 185H192V184H190ZM190 185H188L189 187H190ZM194 185H195V183H194ZM193 185V186H194ZM39 186H41V185H39ZM178 186H180V185H178ZM186 186V185H185ZM207 186L208 185H206L205 186V188L204 189H206L207 188ZM212 186V185H211ZM210 185L208 186V188L206 189L208 192V194L207 195H212L211 193H209V188L211 187ZM219 186V187H220ZM248 186V185H247ZM1 187V186H0ZM37 187V185H35L33 182H27L25 185H24V187L23 188H26V189H28L27 191H32L33 189H37L36 188ZM175 187V186H174ZM182 187V186H181ZM188 187V188H189ZM204 187V186H203ZM216 187H217V185H216ZM1 188H3V187H1ZM129 188V187H128ZM147 188L145 189V191L147 190ZM191 188V190H193L194 189V191H196L195 190V187L194 188H192V187H190ZM189 188V189H190ZM200 187H197V190L199 189ZM218 188V187H217ZM217 188H216V191H218L217 190ZM222 187H220V188H218V189H220V190H222L221 189ZM64 189V188H63ZM122 189V188H121ZM130 189V188H129ZM133 189V188H132ZM175 189V188H174ZM201 189H203V188H200L199 190H201ZM35 190H33V192L35 191ZM93 190V191H94ZM165 190V189H164ZM177 189H176V192L178 191ZM211 190V189H210ZM241 190V189H240ZM26 191V190H25ZM26 191V192H27ZM51 191V190H50ZM117 191H119V190H117ZM128 191V190H127ZM148 191V190H147ZM161 191V192H160ZM171 191H172V189H171ZM175 191V190H174ZM181 191H182V193H184L183 192V189L181 188V190H180V193L178 192V194H180V196H178L179 198H181ZM189 191V190H188ZM1 192V191H0ZM32 192V193H33ZM76 192V191H75ZM74 192V193H75ZM98 192V191H97ZM198 192V191H197ZM200 192V191H199ZM211 192V191H210ZM243 192V191H242ZM29 193V192H28ZM78 193V192H77ZM76 193V194H77ZM99 193V192H98ZM118 193V192H117ZM121 193V192H120ZM146 193V192H145ZM165 193V192H164ZM222 193V192H221ZM221 193H219V194H221ZM27 194V193H26ZM49 194V193H48ZM60 194V193H59ZM144 194V193H143ZM149 194V193H148ZM195 194V193H194ZM193 194V195H194ZM245 194V193H244ZM22 195V194H21ZM61 195V194H60ZM72 195V194H71ZM101 195V194H100ZM119 195V194H118ZM118 195H116V197L118 196ZM188 195V194H187ZM190 195V194H189ZM188 195V196H189ZM29 196V195H28ZM72 196H74V194L72 195ZM78 196H80V195H78ZM78 196H74V197H78ZM99 196V195H98ZM163 196V195H162ZM183 196H185V195H183ZM213 196V195H212ZM214 196H217V193H216V195H214ZM213 196V197H214ZM220 196V195H219ZM245 196V195H244ZM13 197V196H12ZM30 197V196H29ZM90 197V196H89ZM107 197H109V195L107 196ZM115 197V196H114ZM114 197H112V198H114ZM149 197V196H148ZM159 197V198H158ZM191 197H192V195H191ZM206 197V196H205ZM81 198V197H80ZM85 198V197H84ZM88 198V197H87ZM91 198V197H90ZM109 198H111V196L109 197ZM112 198H111V201H112ZM120 198V197H119ZM185 198V197H184ZM188 198H190V197H188ZM199 198H200V196H199ZM202 198V197H201ZM206 198H211V197H209V196H207ZM217 198V197H216ZM28 199V198H27ZM89 199V198H88ZM118 199V198H117ZM176 199V198H175ZM194 199V198H193ZM205 199V198H204ZM204 199H202L203 200V202H204ZM219 199V198H218ZM217 199V200H218ZM20 200V199H19ZM29 200V199H28ZM152 200H153V198H152ZM177 200H180L181 201V203L180 204H182V200L183 199H177ZM200 200V199H199ZM202 200H200V202L202 201ZM211 200V199H210ZM83 201V200H82ZM94 201V204L91 206V202H93ZM96 201V202H95ZM97 199H94V196H93V198L92 199H90L89 200V203H90V206H88V207H90L91 209H92V211L94 212V216H93V218H92V223L91 222H87L88 223V225H85L86 227H84L86 230H87V226H89V225H92V227L93 226H97L96 225V223L98 224V222L100 223V221H102V223L104 222V220L105 221H107V220H109L108 218H111V217H114L115 216V214L117 213H115V212H113V211H111V210H113V209H111L110 207L108 208L107 207V205L105 206L102 202L99 204V205H97L98 203H97ZM109 201V200H108ZM113 201H115V200H113ZM157 201V200H156ZM155 201V202H156ZM159 201V200H158ZM179 201V202H180ZM184 201V200H183ZM185 201H186V198H185ZM205 201H207L206 199H205ZM212 201H214V200H212ZM10 202V201H9ZM17 202H18V200H17ZM26 202V201H25ZM86 202H88L87 200L85 201L84 200V203H86ZM99 202V201H98ZM116 202V201H115ZM178 202V201H177ZM178 202V203H179ZM187 202H190V201H187ZM208 202V201H207ZM211 202V201H210ZM217 202V201H216ZM97 203V204H96ZM118 203H119V201H118ZM185 202H183V204H184ZM193 203H194V201H193ZM196 203V202H195ZM195 203H194V205H195ZM212 203H214V202H212ZM88 204V203H87ZM105 204H107V203H105ZM111 204V203H110ZM180 204H177V205H180ZM182 204V205H183ZM187 204H189V203H187ZM197 204H198V201H197ZM207 204V203H206ZM205 204V205H206ZM25 205V204H24ZM89 205V204H88ZM109 205V204H108ZM113 205H117V204H113ZM185 205V204H184ZM204 205V204H203ZM209 205H211L212 207H213V205L214 204H209ZM27 206H29V205H27ZM187 206V205H186ZM190 206H191V204H190ZM200 206H201V204H200ZM207 206V205H206ZM114 207V206H113ZM182 207V206H181ZM208 207V206H207ZM214 207H215V205H214ZM213 207V208H214ZM21 208V207H20ZM180 208V207H179ZM182 208H184V207H182ZM181 208V209H182ZM187 208V207H186ZM200 208V207H199ZM111 209V210H110ZM177 209V208H176ZM180 209V210H181ZM188 209H190V207L188 208ZM208 209V210H207ZM206 210L208 211V215L210 214H212V213H210V211L211 210H213L212 208L211 209H209V208H207ZM179 210V211H180ZM210 210V211H209ZM218 210V209H217ZM22 211V210H21ZM27 211V210H26ZM177 211V210H176ZM184 211H185V208H184ZM188 211V210H187ZM92 212V213H93ZM201 212V211H200ZM216 212V211H215ZM214 211H213V213L214 214H216ZM119 213V212H118ZM177 213V212H176ZM188 213V212H187ZM186 213V214H187ZM206 213V211L204 212V214ZM24 214V213H23ZM120 214V213H119ZM118 214V215H119ZM181 214L182 215H184V213H182L181 212ZM190 214H191V212H190ZM189 214V215H190ZM202 214V216L204 215L203 213H201ZM31 215V214H30ZM206 215V214H205ZM209 215V216H210ZM213 215V214H212ZM180 217H181V215H179ZM201 216V215H200ZM201 216V218H203ZM214 217L215 216H217V215H213ZM186 217H187V215H186ZM190 217V218H189ZM189 217H187L188 219H191V220H193L194 218V216H192V214H191V216H189ZM199 217V216H198ZM214 217H212L211 216V218L210 219H212V218H214ZM14 218V217H13ZM176 218V217H175ZM200 218V219H201ZM217 217H215V219H216ZM17 218L15 217V220H16ZM113 219V218H112ZM110 220L111 222L113 221L114 222V220ZM114 219L116 220V218L114 217ZM248 219H249V216H248ZM19 220H21L20 218H19ZM90 220V219H89ZM125 220H127V219H125ZM131 220V219H130ZM138 220V219H137ZM167 220V219H166ZM202 220V219H201ZM213 220V219H212ZM109 221V222H110ZM119 220H117V222H118ZM131 221H134V220H131ZM169 221V220H168ZM194 221V220H193ZM215 221V220H214ZM17 222H19V221H17ZM108 222V221H107ZM116 222V223H117ZM123 222V221H122ZM126 222V221H125ZM139 222V221H138ZM188 222V221H187ZM209 222V221H208ZM120 223V222H119ZM131 223V222H130ZM170 223H171V221H170ZM173 223V222H172ZM172 223L171 224H169V223H167V221H166V223H165V225L166 224H169L170 225V227H172L173 228V230H172V232H171V230L169 229L168 230V226L169 225H164V223H163V228H158L157 229V231L156 232H154V231H152V233L151 232H149V230H148V233H150V235H151V240H150V242H152V244H156V242L161 238L162 240H164V238H166V237H169V238H171V236H172V238H179L178 236H175V235H178V233H177V230H176V232L174 231V229H175V227H173L172 226ZM174 223H176V222H174ZM204 223H206V221L204 222ZM20 224V223H19ZM84 224V223H83ZM95 224V225H94ZM108 224V223H107ZM126 224H128V223H126ZM137 224V223H136ZM135 224V225H136ZM139 224H141V223H139ZM151 223H149L148 224V226L150 225ZM206 224H208V223H206ZM17 225V224H16ZM66 225V224H65ZM125 225V224H124ZM129 225V224H128ZM134 225V224H133ZM146 225H147V223H146ZM161 225V224H160ZM174 225V224H173ZM188 225V224H187ZM108 226V225H107ZM115 226V225H114ZM118 226H119V224H118ZM144 226V225H143ZM176 226V225H175ZM91 227V228H92ZM95 227H93V228H95ZM121 227V226H120ZM129 227V226H128ZM137 227H139L138 225H136V229H137ZM145 227V226H144ZM165 227H166V229L168 230H166L165 229ZM77 228V227H76ZM112 228H113V224H112ZM116 228V227H115ZM118 228V227H117ZM131 228V227H130ZM132 228H134V226L132 227ZM147 227H145V228H142V229H146ZM179 229L178 230H181L180 229V227H178ZM77 229H79V228H77ZM81 229V228H80ZM109 229H110V227H109ZM126 229V228H125ZM141 229V230H142ZM160 229V230H159ZM76 230V229H75ZM94 230V229H93ZM121 230H122V228H121ZM135 230V229H134ZM90 231H92V230H90ZM90 231H89V234H90ZM108 231V230H107ZM145 234L143 235L142 234V237L143 236H145L146 235V238L145 239H147V237H149L147 234V229H146V231L145 230H142ZM142 231L140 232V233H142ZM176 233H174V232ZM183 231V230H182ZM79 232V231H78ZM153 232L155 233L154 235H152L153 234ZM264 232V231H263ZM94 233H96L95 231H94ZM98 233V232H97ZM95 234L94 236H96V238L97 237H99L98 236V234ZM22 234V233H21ZM136 234H138L137 233V231H136ZM26 235H28V234H26ZM79 235V234H78ZM102 235V234H101ZM141 235V234H140ZM139 235V236H140ZM90 236V235H89ZM111 236V235H110ZM115 236H117V234L115 235ZM115 236H113V237H115ZM125 236V235H124ZM164 236V237H163ZM166 236V237H165ZM108 237L109 236H106V238L108 239ZM112 236L110 237V239H111V242H114L115 241V238H113ZM141 237V236H140ZM102 238H105L104 237V234L102 235ZM117 238V237H116ZM119 238V237H118ZM122 238V237H121ZM126 238V236L124 237V239ZM143 238V239H144ZM174 238V239H175ZM16 239V238H15ZM20 239H22V238H20ZM91 240H93L94 242H95V238H90ZM95 239V240H94ZM99 239H101V238H99ZM107 239H105L107 242H109ZM123 239V238H122ZM123 239V241H125ZM160 239V240H161ZM255 239V238H254ZM98 240V239H97ZM103 240V239H102ZM104 240V241H105ZM120 240V239H119ZM141 240H142V238H141ZM170 240H173V239H170ZM170 240H168V241H170ZM253 240V239H252ZM85 241V240H84ZM100 241V240H99ZM106 241H105V243H106ZM144 241H146V240H144ZM167 241V240H166ZM94 242H93V244H94ZM97 242V241H96ZM95 242V243H96ZM148 242V241H147ZM146 242V243H147ZM159 242V241H158ZM157 242V243H158ZM171 242V241H170ZM173 242V241H172ZM84 243V242H83ZM91 243V242H90ZM100 242H98L97 244H99ZM104 242L102 243L101 242V245H102V247H100V248H103L104 246V244H105ZM145 243V244H146ZM93 244H90L91 245V247L92 248H94L92 245ZM96 244V245H97ZM107 244V243H106ZM109 245H111L112 243H108ZM149 244V243H148ZM164 243H162V245H163ZM166 244H167V242H166ZM22 245V244H21ZM115 245V244H114ZM147 245V244H146ZM143 245V246H145V247H143V248H147L146 249V251L144 252L143 251V253L145 254V253H148V246H149V249H152L151 248V244L150 245ZM157 245V244H156ZM155 245V246H156ZM160 245H161V243H160ZM159 245V246H160ZM169 245V244H168ZM87 246V245H86ZM89 246V245H88ZM95 246V245H94ZM100 246V245H99ZM155 246H153L154 247V249H152V251L153 252H149L148 254H145V257L146 258H150V259H153V260H156V257L157 256H159L158 254H157V252H158V250L156 249V252H154V250H155ZM158 246V247H159ZM171 246V245H170ZM73 247V246H72ZM83 247V246H82ZM107 247V246H106ZM112 247V246H111ZM157 247V246H156ZM160 247H162V248H158V249H160V251H159V254H160V252L161 251H163V249H167V247L165 248V246H164V248H163V246H160ZM88 248V247H87ZM99 248V249H100ZM169 248L170 247H168V251H169ZM172 248V247H171ZM98 249V250H99ZM108 248H105V251H106V253H108V250H107ZM126 249V248H125ZM137 249V248H136ZM173 249V248H172ZM74 250V249H73ZM77 250H78V248H77ZM83 250V249H82ZM98 250H96L95 252H98ZM129 250V249H128ZM142 250H144V249H142ZM94 251V250H93ZM92 251V252H93ZM103 252H104V250H102ZM117 250H115V252H116ZM132 251V250H131ZM137 251V250H136ZM95 252H94V256H95ZM119 252V251H118ZM126 252V251H125ZM124 252V253H125ZM128 252H130V251H128ZM127 252V254L129 255V254H134L135 253V251H134V253H128ZM138 252V251H137ZM136 252V253H137ZM142 252V251H141ZM167 252V251H166ZM166 252H165V254H166ZM123 253V254H124ZM169 253V252H168ZM171 253V252H170ZM99 254V253H98ZM103 254V253H102ZM102 254H100V255H102ZM117 255L119 254V253H116ZM114 255L112 258H115L116 259V256L117 255ZM144 254H143V257H144ZM163 254V253H162ZM172 254V253H171ZM92 255H93V253H92ZM107 255H110V254H107ZM121 253H120V255H119V258H122V259H120V261L121 260H123L124 258H123V256L121 257ZM124 255H126V253L124 254ZM137 255V254H136ZM99 256V255H98ZM98 256H96V260L99 262V261H101V260H98L97 258H98ZM127 256V255H126ZM134 256V255H133ZM132 256V257H133ZM168 256V255H167ZM171 256V255H170ZM174 256V255H173ZM33 257V256H32ZM100 257H102V256H100ZM125 257V256H124ZM131 257V256H130ZM131 257V258H132ZM119 258H118V256H117V259H118V261L117 262H120L119 261ZM126 258V257H125ZM130 258V259H131ZM137 259L138 258H140V257H136ZM165 258V257H164ZM169 258H171V257H169ZM169 258H165V261H166V259H169ZM105 260H107V258H106V256H105V258H104ZM109 259V258H108ZM114 259V260H115ZM141 259V258H140ZM145 259V258H144ZM112 261H113V259H111ZM132 260V259H131ZM134 260H135V258H134ZM146 260V259H145ZM149 260V259H148ZM160 261L159 262H161V260L162 259H159ZM164 260V259H163ZM162 260V261H163ZM107 261H109V260H107ZM106 261V262H107ZM144 261V260H143ZM124 262V260L121 262V264ZM139 262L141 263V260H139ZM166 262H168V261H166ZM10 263V262H9ZM108 263V262H107ZM112 263H114V262H112ZM147 263V262H146ZM145 263V264H146ZM161 263H163V262H161ZM165 263V262H164ZM114 264H117V263H114ZM120 264V263H119ZM148 264V263H147ZM167 264V263H166Z\"/></svg>",
    "mask_w": 264,
    "mask_h": 264
}]
</instances>
